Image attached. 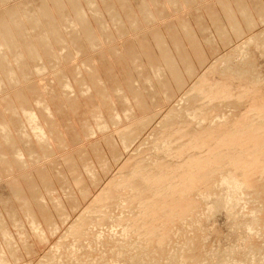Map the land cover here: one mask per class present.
<instances>
[{
  "label": "rangeland",
  "instance_id": "374dc122",
  "mask_svg": "<svg viewBox=\"0 0 264 264\" xmlns=\"http://www.w3.org/2000/svg\"><path fill=\"white\" fill-rule=\"evenodd\" d=\"M1 1V0H0ZM12 1V2H11ZM34 1V2H33ZM8 0L7 1V3H1L0 2V10H1V12H3L4 13V16H5V18L7 19V23L10 25H8L7 24V26H9V27H11V28H9L8 29V33H9V31H11V32H14L13 31V23H15V21L13 20V19H15L16 20V18L18 17H12L11 18V16H14L15 15V12L18 10L20 13L22 12V13H32L33 12V10H34V12L31 14V15H34L35 13H36V16L39 14V13H41V6L43 5V4H45L46 3V1H48L47 3L49 4V5H51V3H52V0ZM105 1H106V3H105ZM109 1H110V3H109ZM108 2H107V0H104V2H103V0H95V2L97 3V5L98 4H100V5H98L99 6V8H97L98 10V12L96 13V15L95 14H92V12L91 11H88V12H90L89 14H88V12H87V10H85V12H87V22L89 21V23L91 24V26H93L96 30H97V35H100V36H98V38H100L99 40H101V37H102V40L101 41H99V43L97 44L98 46H97V48H96V45H94L95 46V48L93 47V48H91L92 47V45L90 46V47H88L89 46V41L87 40V36H85V38H84V34H83V32L81 33L80 31L78 32L79 33V35L78 34H76V35H72L73 33L72 32H74V30L72 31V29L70 28V29H68V28H66V27H64V26H62V29L63 30H65L64 32H65V34H66V36L68 37V40H70L68 43H65V45H62V44H64V43H58L57 42V44L56 45H58L57 47H56V49L57 48H59L58 50H57V52H56V49H55V46H54V53H53V56L55 57V58H51L52 56H48V58H49V60H48V58H44V64H46V63H48V65H47V67H46V70H43V71H41L40 73H38L37 71V73L35 72V70L33 69V68H36L34 65H36L34 62H30L29 63V65L32 63V66H34L33 68H32V66L30 65V67L28 68L29 70H30V73L31 74H33L32 72L34 71V73L35 74H33V76L30 74V75H28L29 77L27 78V77H22V76H20V79H21V82H20V84L19 83H15V84H8V82H7V84H8V86H7V84L6 83H4V85H2L1 86V88H0V104H2L3 105V107H2V105H0V114H2V115H0V122H1V124L3 123L4 124V121L6 122V123H8V125H10L9 126V129L11 128V130H10V132L13 134V136H14V138H12V142L11 141H8V142H4L3 143V141L0 143V159H1V157L3 158L4 156H5V158L6 157H9V158H11L12 160L11 161H13V158H14V166H15V164L17 163L18 165H16L17 166V168L19 169H17L16 167L13 169V168H11V169H13V170H10V168L9 167H4L3 165H0V167H2V168H0V170L1 169H4V168H6V170L8 171V172H10V173H7V171L4 169V170H2L1 172H3L2 174L4 175V176H2L1 177V179H0V201L2 200V202H0V226H1V222L2 223H4V224H2L3 226H1L0 227V229L1 230H3L4 228H5V230H4V232H5V235L4 236H6L7 234L9 235L8 237H10L11 235V237L9 238V240H12V241H14L15 243H13V242H11L10 243V247H9V244H8V237L6 238V237H2L1 238V233H3V231L1 232V230H0V243H1V245L0 246H2V247H4L5 249H6V251H8L7 250V248L9 249V250H11L10 251V253H8L9 254V256H11V255H13V253H12V250L13 251H17L16 252V254H17V256H15L14 255V257H10V263L11 264H44V263H48V260L47 259H44L45 257H47V255L49 254V252H50V250L53 248V250H54V248L56 247L55 245H60V243L61 244H64L65 246H64V249L62 248V250H66L67 249V247H68V249H69V247L71 248V246H70V242H73L72 240L73 239H71L70 237L68 238V236H70V235H72L71 237H74L75 238V232H76V234L77 233H80V235L78 236V238H81L82 237V239H81V241H87L88 240V235H89V233H88V230L90 229V225L94 222V225L93 226H91V227H93V229L91 228V230H92V233H90V235H94L97 231L96 230H99L98 228H96V227H101L102 228V226H106V227H103L102 228V231L101 232H104V229H107V227L110 229V230H112L113 231V229L114 228H116L117 227V225H115L116 224V222H117V224H119L118 225V227L116 228V229H118V230H116V229H114V233H116V231H117V233H121V232H123V230H124V228L125 229H127L128 230V225L129 224H131V223H129L128 222V225L126 224L127 222L126 221H132V223L133 222H135L134 220H133V218L132 217H134L133 215H135V218L138 220H140V222H141V220L142 221H145L147 218H149L150 216L149 215H151L152 213H150L149 211H151L152 209V212L155 210V212H157L156 211V209L157 208H159V206L160 205H162V203L160 202V201H162L163 200V203L165 202H168V201H172L173 199H175V195H177V192H175V194H171V193H174V192H171L170 193V191H173L172 189L174 188V189H176L177 187L179 188L180 186H181V184H184L185 182L187 183V180H188V177H186V174L184 173V175H185V178H187V180H183V178L181 177V175H180V173L182 174V172H180L179 174H178V176L180 177H177L176 175H169V180L168 181H166L164 184H166L165 185V187L166 188H168L169 186L172 188V185L171 184H173L174 183V181H178V182H181V184L180 183H178V182H175V183H178V185H176V184H174L173 185V188L170 190L169 188H168V190L167 189H165L164 187H163V185L162 186H160L161 188H159V186H151L150 184H151V182H150V179H152L153 177H154V175L152 176L151 174L153 173L154 174V170H153V168L155 169V167H149V163H151L152 161H154V160H152V159H155V156H156V158H158V159H160L159 161H161L164 157V161H162L165 165H166V167L165 168H168V169H166V171H165V173L166 172H168V174L169 173H172L173 171H175V169H176V171H185V172H188L189 173V168L190 167H188L187 168V166H186V168L188 169H186V170H184L185 169V167H182L183 166V164H184V166H185V163L187 164V163H189V161L192 159L193 160V158L192 157H194V155L191 157L190 156V154H192V153H194V152H192V151H187L188 152V154H185V157H184V155H183V157H179V155L177 154V152H175L176 153V155H178L177 157H176V155H174L175 153L173 152V150L171 149L170 150V153L172 154V153H174L172 156L170 155V153H169V149L167 150V146L165 145V143H161V145L163 146V145H165L166 147H164L163 146V148L167 151V153L165 152V150L163 149V151L160 153H158V151H154V149H153V151L155 152H153L152 150V152L150 151V153H147L146 155H145V157L144 156H142L141 155V151H143L144 149H146V147L148 146H150V145H152L154 142L156 143V144H158V143H160V141L159 140H161L160 138H158V139H156V135L155 134H157L158 135V133L157 132H159V136L161 135V133H162V131H161V128L163 129V126H166L164 123L166 122H164V120H165V118H167L168 116H169V114L170 113H173V111H174V113H178V116H179V119H177V120H180L179 122L182 124L183 123V121H188V119H189V113H188V116H186L187 118H185V116L183 117V116H181L182 114H184V112L186 111V113L188 112V110L191 112V111H195V109L196 110H198V108H200L199 110H200V112L201 113H204L206 110H208V109H210L211 107H212V111L214 110V113H216L215 115H219L220 113L222 114H227V113H229V111H230V113L229 114H234V113H236L237 114V111H233V110H235L234 108H226V109H224L225 107H226V105H227V107L229 106V105H231V104H227V102H225L226 100L225 99H223V100H225L224 101V103H223V101H221L222 102V104H224V105H222V104H219V107H220V109H219V112L216 110V109H213V108H215V107H213L212 105V103H213V99H212V97L210 96L212 93H207V95H209V96H207V95H205V97H204V95H202V94H204V92H199V93H197L198 91H196V89H195V87H196V84H199V81H201L206 75H207V73H210L213 69H215L216 68V70L218 69V74H224V75H226L229 71L232 73V75L234 76V75H236V77L237 76H240V75H237V72H238V74H242V72H243V74L244 75H246L245 74V71H246V73L248 72V73H250V77H252L253 76V78H252V80L249 78H247V79H245L244 80V77H242L243 76V74H242V76H241V78H243L242 80H244V81H248V80H251L252 81V83H253V85H255L260 79H263V80H260L259 82H258V84H264V50H258V49H256V48H258V46L256 47L255 45H250V47L249 48H251V49H249L248 47V49H249V51H248V49H247V51L250 53V54H253V58H254V61H256L255 63L256 64H254V61H252V60H250V58H251V55H249V58H248V56L246 57L245 55H246V53L247 52H243V53H245V55L243 54V53H240L241 55L239 56V47L246 41V42H249L250 41V38H254V37H258V36H262L261 38H263L264 37V20H262V23H261V20H259L258 19V24H257V26H254L253 28H251V29H245V30H247L246 32H245V34L239 39L236 35H234L232 32H230L231 34V37H232V41H231V43H230V41L228 42V43H224V44H222V41L221 42H219V40H220V36H218L217 34V30H215L214 28H215V25H216V22H217V20H218V22H217V24H219V25H221V26H226L227 25V27H229L228 26V23L226 22L227 20H226V17H225V15H224V10L221 8V4H220V2H224V1H221V0H194V2H193V0H191V2H186L185 0H179L180 1V3L178 2L177 4L175 3H172L173 5H170V2H169V0H158V2L156 3V4H154V5H152V4H149V8H150V10L152 11V13L153 14H155L156 12H153V11H155L156 9V11H160L159 12V14L158 13H156L155 14V16H157V17H153V18H151L150 17V19H144V17L141 15V13H139L140 11H141V6L143 5V3L142 2H144V1H146V0H129V3L130 4H128V2H127V5L129 6H124V8L122 7H119V6H121V4H120V2H119V0H109ZM113 1V2H112ZM138 1V2H137ZM162 1V2H161ZM183 1H185V2H183ZM235 1L236 0H229V3H231L230 5L232 6V8H234L235 10H237L236 9V5H237V3H235ZM242 1H244V2H246L248 5H250L249 7H251V9H252V12L253 13H255L254 11L256 10V13H257V9L259 8V6H261L262 4V2L264 1V0H242ZM257 1V2H256ZM23 2H25V3H23ZM37 2V3H36ZM42 2V3H41ZM44 2V3H43ZM50 2V3H49ZM237 2V1H236ZM251 2V3H250ZM19 3V4H18ZM21 3H23L22 4V6L23 5H25L26 7H27V5H28V7L27 8H25V9H22L21 7ZM32 3V4H31ZM83 3V4H82ZM105 3V4H104ZM115 3V4H114ZM137 3V4H136ZM139 3H140V5H139ZM141 3H142V5H141ZM161 3V4H160ZM168 3V4H167ZM254 3V4H253ZM36 4V6L37 7H35L36 9H37V11H36V9H34L33 7H34V5ZM41 4V5H40ZM112 5V6H114V8L116 9L115 11H117L118 12V15L119 16H121V18H123L122 20H123V23H121L120 25L119 24H113V21L112 20H110L111 19V17H110V15H109V12H107L106 11V6L107 5ZM165 4V5H164ZM86 4L84 3V1L82 2V0H81V6H82V8L85 6ZM106 5V6H105ZM136 5V6H135ZM166 5H169V6H166ZM175 5V6H174ZM264 5V4H263ZM262 5V6H263ZM31 8H30V7ZM97 6V7H98ZM131 6V7H130ZM140 6V7H139ZM151 6V7H150ZM154 6V7H153ZM178 6V7H177ZM185 6V7H184ZM10 7V8H9ZM17 7V8H16ZM22 9H20V8ZM102 7V8H101ZM138 7H139V9H138ZM153 7V8H152ZM193 7V8H192ZM252 7H254V8H252ZM2 8V9H1ZM19 8V9H18ZM88 9L89 10V8H88V6L86 5L83 9ZM118 8V9H117ZM121 8V9H120ZM132 8V9H131ZM7 9H9V10H7ZM14 9H15V12H14ZM38 9H39V11L40 12H38ZM120 9V10H119ZM131 9V10H130ZM21 10V11H20ZM29 10H30V12H29ZM128 10L129 11H131V13H136V14H134V15H136L135 16V19L137 18V20H139V21H135V20H133V21H135V22H133V24H132V21H128V20H126V17L128 18V19H130L129 18V16H131L132 17V15L133 14H131L130 12H128ZM137 10V11H136ZM140 10V11H139ZM207 10V11H206ZM32 11V12H31ZM101 11V12H100ZM127 11V12H126ZM136 11V12H135ZM217 11V12H216ZM223 11V12H222ZM10 12H12L13 14L11 15V13ZM18 12V13H19ZM69 12H70V10H69ZM68 12V13H69ZM100 12V13H99ZM116 12V13H117ZM122 12V13H121ZM185 12V13H184ZM195 12V13H194ZM197 12V13H196ZM212 12V13H211ZM17 12H16V14H18ZM38 13V14H37ZM67 13V12H66ZM68 13H67V16H65V19L68 21L69 19H71L70 17H69V15H70V13H72V12H70L69 13V15H68ZM106 13H107V15H106ZM125 13H127V14H129V16H127V14H125ZM139 13V14H138ZM184 13V14H183ZM215 13V14H214ZM8 16H6V15ZM190 14V15H189ZM213 14H214V16H213ZM236 14L238 15L239 13H238V11H236ZM93 15V16H92ZM102 15V16H101ZM134 15H133V17L130 19V20H132V19H134ZM140 15V16H139ZM196 15V16H195ZM211 15V16H210ZM35 16V17H36ZM90 16V17H89ZM100 16V17H99ZM112 16V15H111ZM199 16H200V18H199ZM203 16V17H202ZM239 16H240V14H239ZM94 17L96 18V19H94ZM99 17V18H98ZM143 17V18H142ZM181 17V18H180ZM93 18V19H92ZM154 18L157 20H154ZM186 18V19H185ZM200 20H199V19ZM89 19V20H88ZM182 19H184V20H182ZM202 19V20H201ZM215 19V20H214ZM217 19V20H216ZM220 19V20H219ZM149 20V21H148ZM152 20V22H150ZM154 20V21H153ZM198 20V21H197ZM62 21V20H61ZM101 21V22H100ZM104 21V22H103ZM126 21V22H125ZM172 21V22H171ZM212 21V22H211ZM214 21V22H213ZM216 21V22H215ZM220 21H222V22H220ZM11 24H10V23ZM182 22V23H181ZM204 22H206V23H204ZM260 22V23H259ZM66 23H68V22H66ZM103 25L104 23V25H106V28L104 27V25L102 26L101 24ZM135 23V24H134ZM169 23V24H168ZM172 23V24H171ZM200 23V24H199ZM13 24V25H12ZM29 24V25H28ZM27 25L28 26H26V27H31V24H32V22H29ZM96 24V25H95ZM127 24V25H126ZM132 24V25H131ZM137 24V25H136ZM188 25V26H190L191 25V28H190V30L193 32L194 31V33L196 34V36H197V38L199 39V41H200V43H201V45H202V48H203V50H204V53H205V55H206V57H204V59H206V63L204 62V63H200L199 61H198V63H197V59H195V57L193 58V56H195V53H194V51H193V48H192V46L190 45V44H187L188 43V41H187V43H186V39H184V31H182V30H184L183 28H182V26L181 25ZM169 25V26H168ZM177 25H179V26H177ZM100 26V27H99ZM101 26H102V28H101ZM108 26H110V27H108ZM112 26H113V28H112ZM172 26V27H171ZM176 27V30H174L175 29V27ZM198 26V28H196ZM108 27V28H107ZM125 27V28H124ZM159 27V28H158ZM182 29H181V28ZM27 28V29H28ZM101 28V29H100ZM103 28H104V30H103ZM110 28H112V29H110ZM109 29V30H108ZM0 30H2V32H0L2 35H4V34H7V31L5 30V29H3V27H1V29ZM16 30H17V32H16ZM28 30H29V32H28ZM27 31L24 29V31H26L27 32V34L28 35H30V36H32L30 39H32V41L30 40V43H32L31 44V46L33 47L34 46V44L36 45V44H39V46H34L33 48H35V47H38V48H40L41 49V45H42V43H44L43 42V40H42V35H41V29L38 31V30H32V32L30 31V29H28ZM51 30V29H50ZM75 30H78V29H75ZM106 30V31H105ZM206 30H208L207 32H206ZM22 32V30L21 29H15V33H16V35L18 34H20V33H18V32ZM129 31V32H128ZM174 31H175V34H174ZM203 31V32H202ZM211 31V32H210ZM128 32V33H127ZM159 32H161L162 34L161 35H163V37H164V40L166 41L165 43H167L165 46H168L169 47V49L171 50V52L175 55V56H177L176 54H178V52H177V49H178V47H180V44H181V42L180 43H176V44H178V46L176 45V44H173V41H170L171 39H172V37H173V40L175 39V38H177V37H180L179 39L180 40H182V45L183 44H185L184 45V47H185V49H186V52L187 53H189V56H191L190 57V60L192 61V62H195V65H196V67H195V73H192V75H189L187 72V70H184V68L182 67L181 68V72L182 73H184L183 75H185V73H186V75L185 76H187L186 78H185V82L187 83V85H184L185 87L183 88V89H179L178 90V88L176 89L175 87H176V85L173 83V81H172V86H173V92H174V97H172V99L170 100V99H168V100H170V101H168V100H165L167 97L165 96V94H163L162 95V90H160L161 88L160 87H158L159 86V84H158V82H160V81H167L169 78H171V77H169L170 75H169V73H167V70L164 68V71L162 70L161 72H162V74L160 73V71L159 72H153L152 71V67L154 66V65H156L155 63H159V64H162V58H160V56L161 55H159V54H161L160 53V46H159V42L157 41V39H156V35H158V33ZM169 32V33H168ZM171 32H173V33H171ZM263 32V33H262ZM4 33V34H3ZM34 35H33V34ZM40 35H39V34ZM108 35H107V34ZM176 33H178V34H176ZM183 33V34H182ZM207 33V34H206ZM211 33V34H210ZM32 34V35H31ZM36 34V35H35ZM74 34H75V32H74ZM156 34V35H155ZM172 34H174V35H172ZM200 34V35H199ZM203 34V35H202ZM263 34V35H262ZM77 35H78V39H77ZM121 35V36H120ZM130 35V36H129ZM171 35V36H170ZM209 35V36H208ZM20 36V35H19ZM19 36H17L18 37V39H20L19 40V42H22L23 41V43H21L22 45L24 44V42L26 41V43L24 44V45H26L27 43H29V38L27 37L26 39L25 38H23V40L21 41V39H22V37H19ZM74 36H75V40H74ZM109 36V37H108ZM176 36V37H175ZM205 36V37H204ZM235 36V37H234ZM82 39H80V38ZM83 37V38H82ZM175 37V38H174ZM229 37V36H228ZM256 37V38H257ZM40 38V39H39ZM169 38V39H168ZM202 38V39H201ZM211 38H214V39H211ZM219 38V39H218ZM38 39V40H37ZM110 39V40H109ZM135 39V40H134ZM154 39V40H153ZM206 39V40H205ZM239 39V40H238ZM164 40H163V43H164ZM201 40H203V41H201ZM215 40V41H214ZM247 40H249V41H247ZM252 40V39H251ZM40 41V42H39ZM88 41V42H87ZM124 41V42H123ZM147 41V42H146ZM210 41H212V42H210ZM243 41V42H242ZM36 42H39V43H36ZM72 42V43H71ZM84 44H83V43ZM102 42V43H101ZM108 42V43H107ZM129 42V43H128ZM170 42V43H169ZM175 42V41H174ZM203 42V43H202ZM30 43L28 44L29 46H30ZM34 43V44H33ZM149 43V44H148ZM211 43L213 44V43H215V47L213 46V45H211ZM221 43V44H220ZM242 43V44H241ZM69 44H71V45H69ZM76 44H78V45H76ZM79 44H80V46H79ZM82 44V45H81ZM103 44V45H102ZM23 45V46H24ZM28 45H26V46H28ZM69 45V46H68ZM181 45V46H182ZM225 45V46H224ZM67 46V47H66ZM130 46V47H129ZM156 46V47H155ZM174 46V47H173ZM191 46V47H190ZM214 48H213V47ZM218 48H217V47ZM255 46V47H254ZM68 47L69 48H71V49H69L68 50ZM77 47V48H76ZM87 47V48H86ZM117 47V48H116ZM209 47V48H208ZM212 47V48H211ZM37 48V49H38ZM62 48H64V49H66V50H64V49H62ZM125 48V49H124ZM130 48V49H129ZM173 48V49H172ZM175 48V49H174ZM218 50H217V49ZM39 49V50H40ZM73 49V50H72ZM84 49V50H83ZM135 49V50H134ZM208 49V50H207ZM215 49L216 51H213V50ZM81 50H82V52H81ZM117 50H118V53H117ZM132 50V51H131ZM133 50H134V52H133ZM146 50V51H145ZM151 52H150V51ZM175 52H174V51ZM233 50V51H232ZM73 52V54L71 53L70 54V52ZM113 51H115V52H113ZM125 51V52H124ZM191 51H193V52H191ZM208 51V52H207ZM237 51H239V52H237ZM254 51V52H253ZM262 51H263V53H262ZM59 52V53H58ZM132 52L136 55H134L135 56V58H134V56L133 55H131L132 54ZM141 53V55H139L140 53ZM146 52H147V54H146ZM177 52V53H176ZM213 54H212V53ZM238 53V55H237V53ZM106 53V54H105ZM113 53V54H112ZM117 55H116V54ZM120 53V54H119ZM194 53V55L192 56V54ZM236 53V54H235ZM57 54V55H56ZM151 54V55H150ZM233 54V55H232ZM245 56V58L247 59H245V60H240L241 58L243 59V55ZM101 55V56H100ZM106 55V56H105ZM120 55V56H119ZM125 55V56H124ZM147 55H149V57L147 56ZM156 55V56H155ZM230 57V61H228V63L227 64H229V65H226V67H225V63L224 64H222L223 63V61H225L226 59H228L229 57ZM140 56V57H139ZM212 56V57H211ZM63 57V58H62ZM103 57V58H102ZM123 57V58H122ZM125 57V58H124ZM127 57H130V58H127ZM154 57H155V59H154ZM224 57V58H223ZM227 57V58H226ZM241 57V58H240ZM51 58V59H50ZM106 58V59H105ZM197 58V57H196ZM226 58V59H225ZM232 58V59H231ZM256 58V59H255ZM127 61H126V60ZM134 59V60H133ZM153 59V60H152ZM225 59V60H224ZM237 59V60H236ZM58 60H60V63H59V61ZM70 60V61H69ZM87 60V61H86ZM104 60V61H103ZM110 60V61H109ZM143 60V61H142ZM155 60V61H154ZM221 60V61H220ZM233 60H235V61H233ZM250 61L251 62V64L248 62L247 63V61ZM54 61H56V62H54ZM94 61H96V62H94ZM129 61V62H128ZM158 61V62H157ZM246 63H245V62ZM51 62V63H50ZM88 62V63H87ZM119 62V63H118ZM121 62V63H120ZM131 62V63H130ZM137 62V63H136ZM154 62V63H153ZM218 62H220V63H218ZM33 63H34V65H33ZM39 63V62H38ZM91 64V65H93L94 67V69H95V71L96 70H98L99 72H101L100 74H97V71L94 73V75H97V76H95V77H98V75H102L103 73V75H102V84H104V81L106 80V84L107 85H105V86H107L108 88H109V91H110V89H113V90H115V89H117V90H115V91H117L116 93L117 94H114L113 95V90H111L112 91V95H113V97L115 96V98H114V104H110L109 105V102L108 103H105L104 102V104H103V100H101V101H98V100H100V99H95V95H96V93L95 94H93L94 92H96L95 91V88H93V87H91V89L93 90V91H91V90H89V91H91V92H89L88 91V93L87 92H85V93H87V94H85V93H81L80 92V90H79V87H80V81H83V80H85V81H83V82H87V83H89V82H91V80H90V78L92 79H94L95 77H94V75L92 74V72L94 71V69L92 68L91 69V71H90V69H87L86 67H84V64H85V66H86V64L88 65V64ZM93 63H98L99 65H100V67H99V65H98V67H97V65H94ZM102 63V64H101ZM104 63V64H103ZM115 63V64H114ZM127 63V64H126ZM135 63V64H134ZM236 63V64H235ZM245 63V64H244ZM254 65H253V64ZM51 64V65H50ZM112 64V65H111ZM125 64V66H123ZM218 64V65H217ZM247 64V65H246ZM248 64H249V66H248ZM28 65V66H29ZM41 65H43V62L41 61ZM90 65V66H91ZM105 65H106V67H105ZM109 65V66H108ZM246 65V66H245ZM253 65V66H252ZM62 66V67H61ZM79 66V67H78ZM136 66V67H135ZM228 66V67H227ZM240 66V67H239ZM244 66V67H243ZM252 66V67H251ZM78 67V68H77ZM101 67L103 68L102 70H101ZM115 67V68H114ZM138 67V68H137ZM152 69H151V68ZM237 67V68H236ZM81 70H80V69ZM123 68V69H122ZM213 68V69H212ZM239 68L241 69V70H243L242 72L239 70ZM33 71H32V70ZM88 71H87V70ZM105 69H108L107 71H105ZM130 69V70H129ZM134 69V70H133ZM183 69V70H182ZM201 69V70H200ZM229 71H228V70ZM234 69V70H233ZM248 69V70H247ZM253 69H255V72L253 71ZM101 70V71H100ZM117 70V71H116ZM123 70V71H122ZM139 70V71H138ZM154 70V69H153ZM210 70V71H209ZM222 70V71H221ZM227 72H226V71ZM250 70V71H249ZM75 71V72H74ZM80 71H82V73L80 72ZM102 71H104V72H102ZM113 72V74H110L111 72ZM147 71V72H146ZM184 71V72H183ZM186 71V72H185ZM257 71V72H256ZM75 74H74V73ZM78 72H80V74L78 73ZM98 72V73H99ZM106 72V73H105ZM220 72V73H219ZM230 72L227 74V75H229L230 74ZM55 73V74H54ZM90 73V74H89ZM145 73V74H144ZM160 73V74H159ZM189 73H191V72H189ZM234 73V74H233ZM19 75H21L20 73H18ZM57 74V75H56ZM61 74V75H60ZM62 74H64V75H62ZM74 74V75H73ZM110 74V75H109ZM139 74V75H138ZM217 74V75H218ZM252 74V75H251ZM80 75V77H78ZM91 75V76H90ZM154 75H155V77H154ZM157 75V76H156ZM220 75V76H221ZM226 75V76H227ZM65 76H66V78H68L69 80H70V82H72V88L74 89V91L72 90V88H69V89H64V91H63V89H61V82L64 80V78H65ZM93 76V77H92ZM150 77V79H151V81L152 82H154L153 84L152 83H148V82H150V79H148L147 80V78L146 77ZM161 77V78H157V77ZM184 76V77H185ZM223 76V75H222ZM225 76V77H226ZM246 76H248V75H246ZM248 76V77H249ZM257 76V79L255 78ZM33 77V78H32ZM61 77H64V78H62V80H61ZM82 77V78H81ZM114 77V78H113ZM126 77H128V78H126ZM153 77V78H152ZM166 77V78H165ZM224 77V76H223ZM224 77V78H225ZM236 77H234V78H236ZM130 78V79H129ZM238 78V79H237ZM236 79H237V81L238 82H240V80H239V78L240 77H237ZM53 79V80H52ZM92 79V80H93ZM128 79V80H127ZM255 79V80H254ZM56 80V81H55ZM74 80H76V81H74ZM88 80V81H87ZM123 80V81H122ZM127 80V81H126ZM148 82H147V81ZM242 80H241V82H242ZM78 81L80 82V83H78ZM131 81H133V82H131ZM145 81L147 82V83H145ZM243 81V82H244ZM251 81H249L250 82V84L252 85V83H251ZM257 81V82H256ZM249 82H248V84L247 85H249ZM74 83V84H73ZM78 83V84H77ZM131 83V84H130ZM83 84V83H82ZM139 84V85H138ZM19 85V86H18ZM38 85V86H37ZM78 85H79V87H78ZM90 85H91V83H90ZM115 85V86H114ZM138 86V89H140L139 90V94L141 95L142 93H143V96H144V100L145 101H147L145 104H144V100H143V98H138L139 97V94H136L138 91V89H134V88H137V86ZM141 85V86H140ZM152 85L155 87H152ZM157 85V86H156ZM195 87H194V86ZM240 85V84H239ZM246 85V84H245ZM247 85L245 86V88H244V85L243 84H241V86L240 87H242L243 89H244V91L246 90V92H248V94H250L249 93V91H251V90H253L254 89V87L252 88H250L249 86H248V88H247ZM5 86V87H4ZM12 86V87H11ZM33 86V87H32ZM74 86V87H73ZM121 86V87H120ZM128 86V87H127ZM130 86H132V88L130 87ZM134 86V87H133ZM262 86V85H261ZM142 87V88H141ZM145 87V88H144ZM152 87V88H151ZM76 88H78V89H76ZM121 89L120 91H119V89ZM153 88H154V92H153ZM251 90H250V89ZM256 88V87H255ZM21 89H22V91H24V93H22V91H21ZM40 89V90H39ZM60 89V90H59ZM132 90V93H131V90ZM151 89V90H150ZM190 89H192L193 90V92L194 93H192V95L193 94H195L194 96H192V95H190V93H189V91H192V90H190ZM249 89V90H248ZM50 90H52V91H50ZM59 90V91H58ZM67 90H70V92H72V94L69 92V94H68V96L70 95L71 97H68L66 94L68 93L67 92ZM125 90V91H124ZM134 90L135 91H137L136 93H133L134 92ZM147 92H146V91ZM17 91H20L21 93L20 94H23V95H20ZM79 91V92H78ZM152 91V92H151ZM161 91V92H160ZM196 91V92H195ZM26 92V93H25ZM43 92L46 94H43ZM63 92V93H62ZM67 92V93H66ZM122 92V93H121ZM131 94H130V93ZM142 92V93H141ZM149 92V93H148ZM156 92H157V95H156ZM185 92H187V93H185ZM64 93H66V94H64ZM74 93V94H73ZM79 93H80V95H79ZM115 93V92H114ZM125 93V94H124ZM145 93V94H144ZM159 93V94H158ZM16 94V95H15ZM57 94H58V96H57ZM62 94V95H61ZM76 94V95H75ZM84 96H82V95ZM121 94V95H120ZM188 94H189V96H188ZM200 94V95H199ZM8 95V96H7ZM41 95H44L45 96V98H44V96L42 97L43 98V100L45 101V100H47L48 99V101H47V103H49L50 104V107H53L52 109H53V111H54V113L56 114V116L54 115V118L52 117V119H50L51 120V122H50V120H49V129H48V127H47V130H52V131H54V129H55V131L56 132H61V131H63L64 130V134H65V136L67 135V143L65 144V146H64V144H62V148H61V146H58V149L56 150V147H57V145H55V148L53 149L54 151H57V152H54V151H52V154H54L55 153V155H50V157L48 156V157H41L40 159H38L37 158V160L35 159V161L33 160V162H32V160L31 159H29V161L32 163H28V165L27 166H23V165H21V167H20V165H19V163L16 161V156H17V154H18V156L22 153V151H23V149H25V148H28V146L30 147V144L28 143L29 142V138L26 136V133H27V131H30V130H28L27 129V131H26V129H25V127L27 126H25V124H27L28 123V120H27V118H26V116L25 115H23V114H21V117H20V115H18L17 114V109L18 110H21V109H23L24 107H26V106H28L29 107V105H31V107H33L32 109H34V111H35V109H37L38 111H39V113H38V111L36 110L35 111V113L37 114V116H38V118L40 117V119H41V121H43V123H44V120H42V119H44V111L43 112H40V111H42V109H43V106L41 107V106H39L38 105V100L39 99H41L40 97H41ZM64 95H66L67 97H68V99H69V101H68V99L66 100V99H64ZM136 97V96H138V97H136V99H134V96ZM147 95V96H146ZM154 95V96H153ZM184 95V97H182ZM10 96V97H9ZM28 96V97H27ZM40 96V97H39ZM81 96V97H80ZM123 96V98L125 99V97L127 98V101H123L122 99L123 98H116V97H122ZM125 96V97H124ZM142 96V95H141ZM140 96V97H141ZM142 96V97H143ZM154 97V99H153V97ZM157 96V97H156ZM192 96V97H191ZM206 96H207V98H206ZM9 99H8V98ZM19 98V100L17 99V98ZM23 97V98H22ZM49 97V98H48ZM61 97V98H60ZM77 97V98H76ZM90 97V98H89ZM133 97V98H132ZM159 97V98H158ZM194 97V98H193ZM196 97H199V98H197L196 99ZM201 97V98H200ZM209 97V98H208ZM53 98V99H52ZM75 98H76V100L78 101H76L75 100ZM92 98V99H91ZM97 98V97H96ZM137 98H138V100L140 101L141 99H142V102H140V103H138V104H135V103H137L138 102V100H137ZM147 98H149V99H147ZM151 98L153 99V101L151 100ZM181 98L183 99V103H182V100H181ZM186 98V99H185ZM12 99V100H11ZM60 99V100H59ZM81 101H80V100ZM95 99V100H94ZM118 99H120V100H122V101H119ZM134 99V100H133ZM157 100V101H154V100ZM190 99H195V100H197V101H201V102H199L201 105L203 104L205 107L207 106V108H206V110H205V107H203V105L201 106L199 103H197V102H194V100H190ZM202 99H204L203 101H202ZM206 99V100H205ZM11 100V101H10ZM32 100V101H31ZM62 100H64V101H62ZM73 100H75V101H73ZM129 100V101H128ZM135 100H137L136 102H135ZM160 100V101H159ZM181 100V101H180ZM185 100V101H184ZM189 100H190V102H189ZM56 101V102H55ZM62 101V102H61ZM68 101V102H67ZM71 101V102H70ZM89 101V102H88ZM96 101H98L97 103H99L98 105L99 106H96L97 105V103H96ZM134 101V102H133ZM168 101V102H167ZM188 101V102H187ZM193 101V102H192ZM205 101V102H204ZM208 101H211V102H209V103H207ZM12 102V103H11ZM75 102V103H74ZM82 102L84 103V104H82ZM101 102H102V104H101ZM117 102V103H116ZM119 102V103H118ZM123 102H125V104L123 103ZM129 102H131V103H129ZM162 102H163V104H162ZM184 102H186V103H184ZM9 103V104H8ZM19 103V104H18ZM23 103V104H22ZM60 103V104H59ZM65 103V104H64ZM73 103V104H72ZM80 103V104H79ZM110 103H113V102H110ZM126 103H128L129 104V106H132V108H131V110H133L134 111V113H133V111H132V114L134 115H132L131 116V119H130V121L127 119L128 118V116L126 117L125 115V117H126V119H125V117H124V120H126L125 121V123L123 122L124 120H122V121H120V123H119V125L121 124V122L122 123H124L123 125H122V128L123 127H128V129H130V125H131V128H133V130H135L134 131V133H136V126H137V123L138 124H140L141 122H143V121H146V120H148L149 122H148V125L147 126H145V128H143L142 130H138V133H136V135H135V137H136V140L134 141V139H135V137L133 138V135H131V140H132V145H131V143H130V145L131 146H129V149H126L124 146V148L122 147V144H121V142H119L120 141V138L118 137H116V136H118L117 134H116V132H117V130H118V132H120V131H125V130H128V129H126V128H124L123 130H122V128H120L121 126H110V128H108L109 126H103L102 127V129L100 128V127H94V128H97V129H95V132L96 133H94V132H89L90 134L88 135V134H86L85 136H83V132H84V134H85V132H87L88 130L87 129H89L90 127H89V125L88 126H85V125H87L86 123L87 122H93L92 120V117H93V114L92 113H94V112H96V110H95V108L97 109V112L98 111H100L101 113L103 112V114L102 115H104L105 117H106V115L108 114V113H112V112H110V111H113V110H116V109H118L120 112H123V108H126L127 109V105H126ZM144 104L147 108H145V106H144V109H141V108H143V105H141V104ZM155 103V104H154ZM160 103V104H159ZM178 103H179V105H181V106H179L178 105ZM188 103V105H186ZM193 103H196V104H199V106H201V107H199V106H196L195 107V104L194 105H192L191 106V104ZM206 105H205V104ZM226 103V104H225ZM64 104V105H63ZM72 104V106H74L75 107V105H77L76 106V109H78V110H76V109H74V107H71L70 105ZM75 104V105H74ZM91 106H90V105ZM110 106V108H109V106ZM119 104V105H118ZM131 104V105H130ZM148 106H147V105ZM185 104V105H184ZM189 104H190V106H189ZM20 105V106H19ZM22 105V106H21ZM111 105H114V106H117V108L116 109H113V106L111 107ZM125 105V106H124ZM138 105H139V107H138ZM156 105H157V107H156ZM208 105L210 106V107H208ZM62 106H64V107H62ZM68 106V107H67ZM88 106V107H87ZM108 108H107V107ZM128 106V107H129ZM141 106V107H140ZM221 106H225L224 108L222 107L221 108ZM250 106V104H247V107L246 108H243V109H241L240 111H238V113L241 115L243 112L242 111H244L245 113H249V111L251 112L252 110H250L251 108V106ZM5 107V108H4ZM8 107H10L11 109H9ZM13 107V108H12ZM21 107V108H20ZM71 107V108H70ZM81 109H80V108ZM99 107V108H98ZM119 107V108H118ZM181 107V108H180ZM184 107V108H183ZM188 109H187V108ZM192 107V108H191ZM195 107V108H194ZM203 107V108H202ZM57 108V109H56ZM62 108V109H61ZM102 110H101V109ZM115 108V107H114ZM137 108V109H136ZM185 108L187 109V110H185ZM194 108V109H193ZM16 109V110H15ZM63 109L65 110V111H63ZM71 109V110H70ZM94 109V110H93ZM109 111H108V110ZM111 109H113V110H111ZM135 109V110H134ZM140 109V110H139ZM192 109V110H191ZM224 109V110H223ZM245 109H247V111H245ZM252 109H254L253 107H252ZM13 110V111H12ZM44 110V109H43ZM61 110V111H60ZM68 112H67V111ZM76 110V111H75ZM92 110V111H91ZM117 110V111H118ZM146 110V111H145ZM148 110V111H147ZM216 110V111H215ZM229 110V111H228ZM73 113H72V112ZM75 111V112H74ZM78 111V112H77ZM94 111V112H93ZM105 111V112H104ZM179 111V112H178ZM204 111V112H203ZM208 111H211V110H208ZM211 111V112H212ZM222 111V112H221ZM224 111H226V112H224ZM228 111V112H227ZM232 111V112H231ZM69 112H70V114H69ZM210 112V113H211ZM15 113V114H14ZM46 113V112H45ZM66 113V114H65ZM74 113H76V114H74ZM105 113V114H104ZM113 113H115L114 111H113ZM124 113V112H123ZM123 113H120V114H123ZM184 114V115H187V114ZM214 113H212L213 114V116H215L214 115ZM252 113H253V111H252ZM254 113H255V111H254ZM18 115V117H17V115ZM43 114V115H42ZM68 114V115H67ZM90 114V115H89ZM137 114V115H136ZM229 114H227V116H229ZM238 114V115H239ZM250 114V113H249ZM9 115V116H8ZM16 116V117H14L13 118V116ZM41 115V116H40ZM111 115V114H110ZM254 115H257V113H255ZM23 116H24V118H23ZM78 116V117H77ZM83 116V117H82ZM85 116V117H84ZM89 116H90V119H89ZM92 116V117H91ZM107 116H109V115H107ZM149 116H151L150 118H149ZM231 116V115H230ZM82 117V118H81ZM154 117V118H153ZM255 117V116H254ZM12 118V119H11ZM16 118V119H15ZM18 118H22V119H19L18 120ZM60 119V120H58V119ZM135 119V120H133V119ZM143 118V119H142ZM147 118V119H146ZM169 118V117H168ZM215 118L217 119V117L215 116ZM9 119V122H11V124L7 121ZM40 119H39V121H40ZM56 119V120H55ZM88 119V120H87ZM106 120L108 119V117L107 118H105ZM152 119V120H151ZM182 119H183V121H182ZM255 119V118H254ZM10 120H12V121H10ZM15 120H17L16 122H15ZM27 121V123H26V121ZM63 120V121H62ZM70 120V121H69ZM84 122H83V121ZM141 120V121H140ZM167 120V119H166ZM176 120V121H177ZM235 120H236V118H235ZM18 121H19V123H21V125H24L23 126V128H22V126L18 123ZM54 121V122H53ZM55 121L57 122H60L59 123V125H60V127H61V129L59 128V127H57L56 125H54V127L53 126H51V125H53V124H55ZM164 123H163V122ZM13 122H15V123H13ZM23 122V123H22ZM53 122V123H52ZM67 122H69L68 124H67ZM75 122V123H74ZM82 122H83V126H82ZM136 122V123H135ZM5 123V124H6ZM73 123V124H72ZM88 123V124H89ZM94 123H95V121H94ZM134 123V124H133ZM2 124V125H3ZM15 124H17V125H19V126H21L20 127V129L19 130H21V128L23 129L22 131H24V133L22 132V131H20V132H18V133H15L17 130H14L16 127H15ZM80 124V125H79ZM90 124H93V123H90ZM159 124H162V125H159ZM1 125V126H2ZM71 126V127H69V126ZM76 125H77V127H76ZM78 125H79V127H78ZM132 125H133V127H132ZM135 125V126H134ZM91 126V125H90ZM162 126V127H161ZM167 126H168V124H167ZM12 127H14V128H12ZM84 127H88L87 129H85ZM105 127H107V128H105ZM118 127V128H117ZM158 127H161V128H158ZM182 127V126H181ZM27 128H29V123H28V127ZM57 128V129H56ZM80 128H82V129H80ZM115 128H116V130H115ZM183 128V127H182ZM101 129V130H100ZM104 129V130H103ZM72 130V131H71ZM83 131L82 133H81V131ZM86 130V131H85ZM98 132H97V131ZM15 131V132H14ZM25 131H26V133H25ZM48 131V132H49ZM109 131V132H108ZM14 132V133H13ZM21 132L23 133V134H25V136L22 134V137H24V138H28L27 140L26 139H24V138H18L17 139V136H15V134H18V135H20L21 134ZM32 132V131H31ZM56 132H54L55 134H57V136L60 134L61 135V133H56ZM78 132V133H77ZM117 132V133H118ZM142 132V133H141ZM73 133V134H72ZM88 133V132H87ZM114 133V134H113ZM141 133V134H140ZM185 133H187L188 135H190L188 132H185ZM49 134V133H48ZM79 135V138L80 137H84L83 139H82V141L78 138V140H77V136ZM187 134H185V135H187ZM50 135V134H49ZM71 135V136H70ZM88 135V136H87ZM112 135V137H110ZM116 135V136H115ZM153 135V136H152ZM33 136V138H34V135H32ZM147 136V137H146ZM19 137V136H18ZM71 137V138H70ZM150 137V138H149ZM153 137V138H152ZM107 138V139H106ZM112 138V139H111ZM16 139V140H15ZM20 139V140H19ZM23 139L24 140H26L25 142H27L26 144H27V147H23V144H22V146H21V144L20 143H22V141H23ZM109 139V140H108ZM110 139H111V141L113 140V139H115V140H113V142L115 141L116 142V146H113V142H111L110 141ZM152 139V140H151ZM153 139H156V140H154L153 141ZM31 140H32V138H31ZM30 140V142H32ZM119 140V141H118ZM13 141H17V143L16 142H14L13 143ZM19 141H21V142H19ZM35 141V140H34ZM34 141H33V143H34ZM76 141V142H75ZM108 141H109V143H108ZM152 141V142H151ZM157 141V142H156ZM164 141H166V139L164 140ZM24 142V141H23ZM71 142V143H70ZM112 143V145H111V147H110V145L109 144H111ZM141 142V143H140ZM162 142H163V139H162ZM98 143H99V146H98ZM154 143V145H156ZM6 144V145H5ZM13 144H15V145H13ZM18 146H17V145ZM26 144L24 143V145L26 146ZM107 146H106V145ZM140 144V145H139ZM147 144V145H146ZM150 144V145H149ZM69 145V146H68ZM70 145H71V147H70ZM95 145L96 146H98L97 147V149H98V151L99 152H101V154H99L98 152H95L96 151V147H95ZM114 145H115V143H114ZM158 145H160V144H158ZM185 145H186V143H185ZM16 146H17V149H15L16 148ZM20 146V147H19ZM94 146V147H93ZM118 146V148H116L115 150H112V152H111V148L113 147H117ZM184 145H182V147H183ZM14 147V148H13ZM23 148V149H19V148ZM61 148V150H60V148ZM108 147V148H107ZM147 147V148H148ZM185 147V146H184ZM11 148V149H10ZM95 148V149H94ZM150 149H151V146L149 147ZM2 149V150H1ZM4 149V150H3ZM15 149V150H14ZM65 149V150H64ZM78 149V150H77ZM110 149V150H109ZM14 150V151H13ZM19 151V153L17 152V151ZM70 150V151H69ZM117 150H119V151H117ZM221 150H222V152H221ZM220 150V152L221 153H224L226 150L227 151H229L228 149H221ZM87 152L88 154H86L85 156H82V154L84 155V153L85 152ZM93 151V152H92ZM114 151V152H113ZM117 151V153H119L120 151V154H118V157H116L115 155L116 154H114L115 152ZM138 151V152H137ZM205 151H207V150H205ZM226 151V152H227ZM231 151V152H230ZM229 152H228V154L229 153H232L233 151L232 150H230ZM236 151H238L237 149H236ZM12 152H15V154L13 155V153H12V156H11V153ZM21 152V153H20ZM54 152V153H53ZM74 152V153H73ZM80 152L82 153L81 154V156H80ZM134 152V153H133ZM197 152V154L199 153H201V157L203 156V155H210V154H208V152L207 153H205L204 151H200V152H198V151H196ZM217 151H215V152H212V154H215ZM225 152V153H226ZM235 152V151H234ZM5 153H7V154H5ZM17 153V154H16ZM97 153V154H96ZM104 153V154H103ZM122 153V154H121ZM135 153H137V155L138 156H140V157H144V159L146 160L147 158L148 159H151V162H150V160H144L145 161V163L147 162V161H149V163L147 164H145L144 166H142V163H140L141 161L140 160H138V161H140V162H138L137 160H134V161H136V162H133V163H138V164H141L140 166H138L139 168H141V169H139L138 167V169L136 168V166L138 165V164H134V165H132L133 163H132V161H131V159H133L132 157H134L135 159H141V160H143L142 158H140V157H136V156H133ZM205 153V154H204ZM3 154H5V155H3ZM74 156V158H75V161L74 162H76V164L74 165L75 166V172L73 173V171L71 172L69 169H68V165H70V164H68L69 162H67L66 161V159L67 158H69L70 156H72V155ZM155 154V155H154ZM169 154V155H168ZM195 155H196V153H194ZM2 155V156H1ZM69 155V156H68ZM78 157H77V156ZM97 157H96V156ZM104 155V156H103ZM113 155H114V157H116V160H115V158L113 159ZM119 155H120V157H119ZM167 155H168V157H167ZM17 156V157H18ZM98 156H101V157H99L98 158ZM102 156H103V158H102ZM130 156V157H129ZM158 156V157H157ZM163 156V157H162ZM196 156H199V155H196ZM213 157L212 158H210V162H211V166H213L214 167V162L216 161V159L214 160L213 158H215V157H217V155L216 156H214V155H212ZM176 157V158H175ZM191 157V159L188 161H183L185 158L187 159V158H190ZM78 158H80L81 159V161H80V159H78ZM85 158V159H84ZM103 160H101V159ZM108 160H107V159ZM129 158V159H128ZM176 159V160H174V159ZM179 158H183V159H179ZM27 159H28V157H27ZM78 159V160H77ZM86 159L89 161V162H91L90 164H92V167L94 168V169H96L97 170V172H98V174H99V177L101 178H97V180H99L97 183H96V181L94 180L93 182L94 183H92L91 182V180L89 179L90 177H91V179H96V171H93L92 169L93 168H91V170H90V172H89V163L86 165V163L88 162V161H86ZM89 159H91V160H89ZM167 160V162H166V160ZM173 159V160H172ZM179 159V160H178ZM202 159H204V161L207 159V157H205V158H202ZM213 161H212V160ZM44 160V161H43ZM65 160V161H64ZM84 160V161H83ZM100 160V161H99ZM129 160V161H128ZM156 160V159H155ZM15 161H16V163H15ZM37 161V162H36ZM63 161V162H62ZM86 161V163H84ZM109 161V162H108ZM131 161V163H130V166H132L130 169H131V173H130V169H128L127 167L129 166V162ZM207 161H209V160H207ZM59 162V163H58ZM83 162V163H82ZM102 162V163H101ZM105 162V163H104ZM175 162L177 163V164H175ZM183 162V163H182ZM191 162H194V160L193 161H191ZM209 162V163H210ZM213 162V163H212ZM104 163V164H103ZM107 163V164H106ZM110 163V164H109ZM171 163V164H170ZM175 165H174V164ZM178 163H181L180 164V166H181V168H179L178 169V167H180V166H178ZM30 164V165H29ZM64 164V165H63ZM83 164L84 165H86V167H88L87 169V171L89 172V173H91V175L93 174H95V176L93 177V175L92 176H89V177H87V175H90L89 173H87V172H85V169L83 168L84 166H83ZM106 165L105 167H107V165L109 166L108 168H106V169H104L102 166L103 165ZM127 164H128V166H127ZM167 164H168V166L170 165V167H173V166H175L176 168L173 170L172 168L171 169H169V167L167 166ZM102 165V166H101ZM124 165V166H123ZM150 165H152V163L150 164ZM154 165V164H153ZM172 165V166H171ZM189 165H191V164H189ZM188 165V166H189ZM195 165V164H194ZM197 165V164H196ZM41 168H43V169H41V170H43L42 172L39 170L40 169V167ZM55 166V167H54ZM78 166V167H77ZM81 166H83L82 168H81ZM91 166V165H90ZM146 166H147V168L149 167V169H147L146 168ZM193 166V165H192ZM67 167V168H66ZM70 167V166H69ZM76 167H77V169H76ZM134 167V168H133ZM194 167V166H193ZM197 167H198V165H197ZM196 166L194 167V170H191V172H194L195 170H196V168H197ZM66 168V169H65ZM110 168V169H109ZM125 168V169H124ZM147 169V171H145L144 169ZM151 168V169H150ZM174 168V167H173ZM182 168H184L183 170H182ZM192 168V167H191ZM10 171H9V170ZM16 169V170H15ZM57 169V170H56ZM84 171H83V170ZM102 169H104V170H106V172L108 171V169H109V172H103L104 170H102ZM124 169V170H123ZM137 169V170H136ZM193 169V168H192ZM200 169H201V167L198 169L197 168V172L196 173H198V171H200ZM53 170V171H52ZM78 170V171H77ZM101 172H100V171ZM133 170H136V172H132ZM139 170H140V172H142V171H145V172H148V171H150V172H148V174L147 173H144V175L142 176H140V175H138L137 177H139V179H143V183L145 182H148L147 180L149 179V182L150 183H148V185H150V188L151 187H153V188H151V189H157L158 191H154V197L155 198H158L159 197V199H155V198H153V199H149V200H151L150 202L148 201V199H146L145 198V200H147V201H144V205L145 206H147V205H150V207L152 206V208H151V210H150V208L147 210V209H145V207H144V205L142 204L143 203V201H142V198H138L139 200H138V204L140 205V206H142V208L143 209H145L146 211H144V210H141V207L139 206V209L140 210H138L137 211V209H135L136 211H137V213H135V211L132 209V206H130L128 203L130 202L131 203V200L128 202V203H125L124 205H125V208H124V205H123V209H125V212H126V210H127V212H128V214L130 215H132L131 216V218L129 217V215H121V217H123L122 219H120V221H123V223H124V225L126 224V226H124V228H119V227H121V226H123V223L121 222H119L118 223V221H119V218L117 217L118 215H119V212H120V209L122 208L121 207V204L118 206V205H115L116 207L118 206V207H121V208H119L118 209V207L116 208L117 209V211L116 212H114L116 209H114V211L112 210V212L113 213H111V207H114V202L111 200V199H118V197L120 196V195H122V194H125L127 191H129V190H131V188L129 189V188H125L124 187V189L125 190H127V191H124V190H119V187L121 186V189H122V186H124L123 184H122V182L124 183V179H122V178H125V180H126V177L127 178H129V177H133V175L131 176V174H133V173H137V172H139ZM152 170V171H151ZM156 170V169H155ZM167 170H173L172 172L170 171H167ZM51 171H52V173H51ZM62 173H61V172ZM68 171V172H67ZM91 171H93V172H95V173H93V172H91ZM12 172H14V173H12ZM40 172V173H39ZM55 172V173H54ZM59 172V173H58ZM84 172H85V174H84ZM120 172V173H119ZM155 172H157V171H155ZM6 173V174H5ZM27 173V174H26ZM43 173V174H42ZM58 173V174H57ZM81 173V174H80ZM87 173V174H86ZM130 173V174H129ZM175 173V172H174ZM8 174V175H7ZM30 174V175H29ZM49 174V175H48ZM57 174V175H56ZM60 174V175H59ZM64 174H66V175H64ZM77 174V175H76ZM97 174V175H98ZM159 174H160V172H159ZM167 174V173H166ZM176 174H177V172H176ZM25 175V176H24ZM63 175V176H62ZM80 175L82 176L83 175V178L82 177H80ZM119 175V176H118ZM123 175V176H122ZM130 175V176H129ZM148 175V176H147ZM183 175V174H182ZM183 175V176H184ZM188 175V174H187ZM32 177V179L30 178H28L27 179V177ZM44 176V177H43ZM47 176H49V177H47ZM66 176V177H65ZM79 177L80 178V180H82V179H84V181L87 183V187L89 188H87L88 189V195L85 197L83 194V196H81V192H80V188H78V185H77V183H76V181H75V178L76 177ZM115 176H117V177H119L118 179L117 178H115V179H117L119 182H120V184H122V185H120L119 187L117 186V185H119V184H117L118 183V181L116 180V183L114 182V181H112V179H114V177ZM126 176V177H125ZM129 176V177H128ZM151 178H150V177ZM161 175H158V177H160ZM175 176L178 178V180H175ZM43 177V178H42ZM145 177V178H144ZM147 177V178H146ZM149 177V178H148ZM171 177V178H170ZM174 177V178H173ZM7 178V179H6ZM47 178V179H46ZM79 178H78V180H79ZM88 178V179H87ZM176 178V179H177ZM182 178V179H181ZM184 178V179H185ZM34 179V180H33ZM43 179V180H42ZM137 179V178H136ZM144 179H146L145 181H144ZM171 179L173 180L174 179V181H172L171 182ZM181 179V180H180ZM23 180V181H22ZM29 180H31V181H29ZM56 180V181H55ZM65 180V181H64ZM77 180V179H76ZM79 180V181H80ZM88 180H89V182H88ZM121 180H123V181H121ZM140 180V181H141ZM16 181H17V183H16ZM29 181V182H28ZM42 181V182H41ZM48 181V182H47ZM58 181V182H57ZM138 181V182H137ZM140 181L137 179L136 181L134 180V182L136 183H139V184H141V185H143L142 184V181H141V183H140ZM182 181H185V182H182ZM18 182H19V184H18ZM53 182V183H52ZM60 182V183H59ZM64 182V183H63ZM68 182V183H67ZM114 182V183H113ZM16 183V184H15ZM33 183V184H32ZM42 183V184H41ZM48 183V184H47ZM90 183V184H89ZM108 183V184H107ZM111 183V184H110ZM113 183V184H112ZM11 184V185H10ZM36 184V185H35ZM44 184V185H43ZM67 184V185H66ZM94 185V187H93V185ZM97 184V185H96ZM147 184V183H146ZM145 184V185H146ZM168 184V185H167ZM180 184V185H179ZM52 185V186H51ZM109 185H111V186H109ZM145 185L143 186V189H144V187H145ZM147 185V186H148ZM176 185V186H175ZM185 185V184H184ZM184 185H182L183 187H185ZM4 186V187H3ZM27 186V187H26ZM62 186V187H61ZM108 186H109V188H108ZM137 186H139V185H137ZM181 186V187H182ZM13 187V188H12ZM20 187V188H19ZM22 187V188H21ZM30 187H32L31 189H30ZM44 187V188H43ZM70 187V188H69ZM142 187V186H141ZM176 187V188H175ZM20 190H19V189ZM45 188H46V190H45ZM114 188V189H113ZM148 188H149V186H148ZM147 187H145V192H149L150 190L148 189ZM162 188L163 189H165L166 191H167V195H166V193H164V192H162ZM12 189V190H11ZM35 191H34V190ZM43 189V190H42ZM48 189V190H47ZM78 189H80V190H78ZM108 189V190H107ZM112 189L114 190V191H112ZM118 191H116V190ZM129 189V190H128ZM159 189H161V190H159ZM183 188H179V194H181L180 192H181V190H182ZM56 190V191H55ZM66 190H68V191H66ZM107 190V192L109 191V193L107 194V192H105ZM6 191H8V192H6ZM21 191V193H19V192ZM32 191V192H31ZM36 191H37V194H36ZM44 191H45V193H44ZM50 191H52V193L50 192ZM67 193H66V192ZM112 191V193L113 192H115L114 194L116 195L115 196V198L114 197H112L111 196V194L112 193H110ZM120 191H122V193L120 194ZM132 191H134V193L136 194H134L132 197L133 198H131L132 199V203L134 202V203H136L137 204V200H135L134 199V197H137V195L138 194H140V192L138 191L137 192V188L135 189H133V190H131V192L129 191V192H127L128 193V195H129V193H131L132 194ZM144 191V190H143ZM152 190L150 191V192H153ZM163 193V195H165L164 196V198H162V199H160V197H162L163 195H160L161 193ZM169 191V192H168ZM3 192V193H2ZM22 192H24V193H22ZM54 192V193H53ZM79 192V193H78ZM124 192V193H123ZM138 194H137V193ZM17 193H19V195L17 194ZM40 193V194H39ZM48 195H47V194ZM55 193H58V195L57 194H55ZM73 193V194H72ZM105 193H106V195H105ZM118 193H119V195H118ZM159 193V194H158ZM171 194V199H170V195L169 194ZM14 194V195H13ZM16 194V195H15ZM21 194L23 195V197H21ZM26 194V195H25ZM50 194V195H49ZM52 194V195H51ZM79 194V195H78ZM131 194L129 195V198L127 199V200H129L130 199V197H131ZM153 194V193H152ZM155 194L157 195V196H155ZM179 194H178V197L175 199V200H178V198L180 197V198H182L181 196H179ZM39 195H43V196H39ZM54 195V196H53ZM58 197H56V196ZM75 195V196H74ZM103 195L108 199L110 196L112 197H110L109 199H108V201L110 202H108V204H106L105 205V203H107V199H105V198H103ZM108 195V196H107ZM126 195V194H125ZM13 196V197H12ZM16 198H18V199H20L19 201H17L18 199H16ZM25 196H27L26 197V199H24L25 198ZM47 196H49V197H47ZM100 196H101V198H100ZM4 197V198H3ZM6 197H8V198H6ZM36 197V198H35ZM56 198V199H54L53 200V198ZM94 197V198H93ZM97 197V198H96ZM117 197V198H116ZM121 197V196H120ZM119 197V198H120ZM174 197V198H173ZM24 199V200H22V199ZM40 198H42V199H40ZM76 198V199H75ZM104 200H103V199ZM122 198V197H121ZM126 198L127 197H125V199L124 200H126ZM166 198H169V200L168 199H166ZM34 199V200H33ZM58 199H60V200H58ZM85 199V200H84ZM141 199V200H140ZM156 200V202H155V200ZM168 200V201H164V200ZM11 200V201H10ZM16 200V201H15ZM22 200V201H21ZM29 202H28V201ZM33 202H32V201ZM38 200H39V202H38ZM40 200H41V202H40ZM50 200L53 202V204H52V202H50ZM57 200V201H56ZM77 200V201H76ZM97 200V201H96ZM103 200V201H102ZM112 201V203H111V201ZM134 200V201H133ZM158 200H160L159 202H160V205L158 204L159 202H158ZM5 201V202H4ZM7 201V202H6ZM23 203H21V202ZM27 201V202H26ZM36 201L38 202V204L36 203ZM106 201V202H105ZM154 201V202H153ZM212 200H209L208 202H211ZM10 202V203H9ZM42 202H44L45 203V205H46V207H45V205H44V203L42 204ZM50 202V203H49ZM55 202V203H54ZM57 202V203H56ZM101 202V203H100ZM105 202V203H104ZM145 202H147V203H145ZM152 202H153V204H155V205H152ZM1 203H3V204H1ZM7 203H9V204H7ZM25 203V204H24ZM28 203H29V205L31 204V205H33V207H34V212H31L32 214L31 215H33V213H34V215H33V217H34V224H36L35 222V220H40L39 221V223H40V226H41V228L43 229L42 231V233H44L46 236H44V238H43V240H42V243H41V241H39L40 239H42V236L40 237L39 236V234H40V232L38 233L36 230H34L33 228L34 227H36V225L34 226V225H32V223L30 222V219H26V217H28V216H25V214L26 213H24L26 210H24L27 206H28ZM40 203V204H39ZM62 203V204H61ZM149 203V204H148ZM151 203V204H150ZM5 204V205H4ZM26 204H27V206H26ZM58 204H59V206H58ZM95 204L98 206V205H100V204H102V206H107V208L108 209H106L105 207H101V205H100V207H97V211L95 210L96 209V207H95ZM110 204V205H109ZM113 204V205H112ZM127 204V205H126ZM138 204H137V206L136 207H138ZM147 204V205H146ZM158 204V205H157ZM23 205H25L24 207H23ZM43 205H44V207H43ZM48 205V206H47ZM51 205H53V206H51ZM92 205V206H91ZM129 205V206H128ZM166 205H167V203H166ZM7 206V207H6ZM11 206H12V208H11ZM95 207V209L93 208L92 209V207ZM109 206H110V208H109ZM155 208H154V207ZM158 206V207H157ZM168 206V205H167ZM2 207V208H1ZM19 207V208H18ZM23 207V208H22ZM29 207V206H28ZM58 209H57V208ZM149 206H147L146 208H148ZM157 207V208H156ZM22 208V209H21ZM43 208V209H42ZM105 208V210H103ZM115 208V207H114ZM126 208H130L129 210L128 209H126ZM163 208V209H162ZM165 208H167L166 206H165V204H163L162 206H161V211L162 210H164V212H160V214L161 215H159V212H157V213H155L156 215H158V216H156V219H152L151 217V220H150V218L148 219V221H145V222H147V224H143V223H145V222H142V224L139 222V220L137 221L136 220V222L137 223H134V224H132L133 226H131V225H129L130 227H131V230L133 231V229H134V233L136 234V230L138 231V232H140V233H142L141 235H142V237L140 238L141 239V241H142V239L144 238V237H146V235L148 234V236L145 238V241L144 242H148L149 240H148V237L149 236H152V233H153V236H156V234L158 233V231L157 230H159V232H160V230L162 231V228H165L167 225H168V223H167V225H165L166 223H165V220L167 219L166 218V215H168V216H170L171 215V212L169 211V213H166V209ZM6 209V210H5ZM26 209H28V208H26ZM41 209V210H40ZM47 209V210H46ZM92 209V210H91ZM100 209H102L101 211H100ZM110 209V210H109ZM123 209H121V213L124 211ZM132 209V210H131ZM160 209V208H159ZM64 212H63V211ZM95 210V211H94ZM99 210V211H98ZM107 210V211H106ZM123 210V211H122ZM130 210L132 211V212H130ZM92 211V213H90V212ZM105 211V214H104V217H103V214H102V212H104ZM139 211H140V214H139ZM144 213H143V212ZM147 211L149 212V213H147ZM26 212H28V211H26ZM94 212L96 213V214H94ZM100 212H101V214H102V216H101V214H100ZM107 212V213H106ZM108 212H110L111 213V215L112 216H110L109 215V217H110V220L109 221H111L112 219H113V221L112 222H110L109 224H108V219H109V217H107V215L108 214H110V213H108ZM126 212V213H127ZM146 212V213H145ZM177 212V211H176ZM175 212V213H176ZM178 212H179V210H178ZM182 211H180L179 213H176V215H182L183 213H181ZM9 215H8V214ZM13 213V214H12ZM58 213V214H57ZM85 213V214H84ZM118 213V214H117ZM163 213H166L165 214V218L163 217ZM7 214V215H6ZM39 214L41 215V216H39ZM43 214V215H42ZM88 214H89V216H88ZM100 215V217H99V215ZM146 214H148L147 216V218H145L146 217ZM170 214V215H169ZM13 215H14V217H13ZM16 215V216H15ZM67 215V216H66ZM84 215H85V217H86V219H83V218H85L84 217ZM138 215V216H137ZM140 215H141V217H140ZM145 215V216H144ZM154 215V214H153ZM172 215H174V214H172ZM176 216V217H179L180 219H181V221H180V219L178 218L176 221L175 220H173V218L174 219H176L174 216H173V218L172 219H168L167 221L168 222H170L169 224H172L171 222H173V221H175V222H173V226H174V228H177L176 227V225L177 224H183L182 222L183 221H185L182 217L183 216ZM7 216H8V218H7ZM12 216V218L10 219V217ZM46 216V217H45ZM83 216V217H82ZM94 216L95 217H98V218H95V219H93L94 218ZM120 216V215H119ZM127 216H128V219H124V217L125 218H127ZM167 216V217H168ZM238 217V219H237V217ZM37 217V218H36ZM102 217V218H101ZM111 217H113L112 219H111ZM120 217V218H121ZM138 217V218H137ZM142 217H143V219H142ZM153 217H155V215L153 216ZM157 217H158V220H157ZM230 217V218H229ZM242 217H245L244 219L242 218ZM13 218H15V220L13 219ZM105 219L106 221L104 222V220H102V219ZM108 218V219H107ZM116 218H117V220H116ZM161 218H164V219H162L161 220ZM168 218H170V217H168ZM8 219H10V220H8ZM65 219H67L66 221H65ZM83 219V220H82ZM88 219V220H87ZM90 219V220H89ZM97 219H98V221H97ZM159 219L161 220V221H159ZM245 219H247L246 218V216H243V215H232V214H229L226 210H223V209H218L217 210V212L212 216V217H210V219L208 218L207 220H206V222H204L203 224H205L206 226H204V227H206V231H207V229H209V231H208V233H206V246H207V248H208V251H210L211 253V255H209L210 257H213L212 258V263H210V264H221V262L224 260V259H228L229 258V256H231L232 258L234 257V258H241L243 255H244V253H245V249L248 247V245L250 246V244H252L253 242V240H255L254 238H252V236H250L251 234L250 233H248V231L246 230V227L243 225L244 223H245V221H247V220H245ZM2 220V221H1ZM14 220V221H13ZM26 220H29V221H26ZM64 220V221H63ZM87 220V221H86ZM116 220V221H115ZM153 220L154 221H156V223H155V225H157L158 224V228H156V226L154 227L153 226ZM170 220V221H169ZM9 221V222H8ZM32 221V220H31ZM80 222L81 224H85V222H86V224L83 226H81L80 228H79V226L81 225L80 223H78V222ZM89 221H90V224H88L89 223ZM91 221H92V223H91ZM95 221L97 222V226H96V223H95ZM100 221V222H99ZM101 221H102V223H101ZM126 223H125V222ZM149 221H151V223H148ZM164 221V222H163ZM166 221V222H167ZM19 222V223H18ZM31 224H30V223ZM101 223V226H100V224L99 223ZM115 222V223H114ZM139 222V223H138ZM158 222V223H157ZM160 222H162V223H160ZM178 222H180V223H178ZM22 223V224H21ZM38 223V222H37ZM39 223H38V225H39ZM54 223V224H53ZM76 223H78L77 224V226L75 225ZM108 225H107V224ZM112 223V225H110ZM113 223H114V225H113ZM185 223V222H184ZM18 224H20V226L18 225ZM87 224L89 225V228L87 229ZM106 224V225H105ZM137 224V225H136ZM159 224H164L163 226H165V227H163L162 225V228H161V226L159 227ZM203 224H202V227H203ZM6 225V226H5ZM12 225V226H11ZM16 225H18V226H16ZM31 225H32V227H31ZM139 225V226H138ZM142 225V226H141ZM147 225H148V227H147ZM150 225V226H149ZM152 225V226H151ZM40 226H38V228H40ZM57 226V227H56ZM76 227V229H74L75 227ZM110 226H115V227H110ZM136 227V229H135V227ZM146 226V228L145 229H143L144 227ZM173 226H171V225H169L168 226V233L171 231V234L173 233L174 234V237L176 236V234L178 233V230L177 229H174V230H176V232L172 229L173 228ZM19 227H22L21 229L19 228ZM29 227V228H28ZM32 228V230H34V232L33 231H31V228ZM54 227H56V228H54ZM74 227V228H73ZM84 227V228H83ZM85 227H86V229H85ZM95 227V228H94ZM130 227H129V230H128V233H129V231H131L130 230ZM139 227L141 228L142 227V229L144 230V231H146L145 233H144V231L142 230V229H139ZM150 227H151V229H150ZM172 227V228H171ZM208 227V228H207ZM37 228V227H36ZM59 228V229H58ZM79 228V229H78ZM112 228V229H111ZM149 228V230H146V229H148ZM154 228H156L155 229V231H153L154 230ZM167 228V227H166ZM169 228H171L172 230H173V232H172V230H170L169 231ZM23 229V230H22ZM30 229V230H29ZM46 229V230H45ZM56 229V230H55ZM72 229V230H71ZM83 229V230H82ZM109 229H107V230H105V232L107 231V233H108V231H109ZM205 229V228H204ZM21 230V231H20ZM41 230V229H40ZM73 230H76V231H74L73 232ZM79 230H81L80 232H78ZM85 230V231H84ZM86 230H87V232H86ZM91 230H89V232L91 231ZM101 230V229H100ZM121 232H120V231ZM126 230V231H127ZM166 229H163V231L164 232H166L165 231ZM7 231V232H6ZM16 231V232H15ZM27 231V232H26ZM72 231V232H71ZM83 231H84V233L86 232V233H88V234H86L87 235V238H85L84 237V235H82V233H83ZM93 231H95L94 233H93ZM130 232L131 234L133 233V232ZM143 231V232H142ZM147 231H148V233H147ZM157 231V232H156ZM162 231V234L160 233L159 235H168V233L166 232L165 234H164V232ZM191 231V230H190ZM22 233V234H19V233ZM32 232V233H31ZM35 232H37L38 234H36ZM113 232H111V233H113ZM137 232V233H138ZM154 232H155V235H154ZM175 232V233H174ZM69 233V234H68ZM98 233V232H97ZM113 233V234H114ZM116 233V234H117ZM132 234L133 236H136L135 234ZM140 233H138V236H141V235H139ZM191 234H192V232H190ZM189 233V234H190ZM4 234V233H3ZM18 234V235H17ZM32 234H34V236L32 235ZM74 234V235H73ZM131 234H129V236L131 235ZM144 234V235H143ZM146 234V235H145ZM188 234V235H189ZM208 234V235H207ZM250 234V235H249ZM20 235H21V237H20ZM36 235H38L39 237H40V239H39V237H37ZM49 235V236H48ZM78 235V234H77ZM89 235V236H90ZM97 235V234H96ZM159 235L157 234V237H159ZM179 235V234H178ZM177 235V237L178 238H181L180 236H178ZM16 236V237H15ZM65 238V236H66V238L67 239H69L68 240V242H63V240L62 239H64L63 237ZM81 236V237H80ZM144 236V237H143ZM162 236V237H163ZM207 236H208V239H207ZM91 237V236H90ZM4 238V239H3ZM6 238V239H5ZM12 238V239H11ZM14 238V239H13ZM20 241V242H18V240ZM26 238H28V239H26ZM62 238V239H61ZM86 240H85V239ZM149 238H151V237H149ZM21 239V240H20ZM39 239V240H38ZM61 239V240H60ZM84 239V240H83ZM253 239V240H252ZM48 240V242H46ZM178 240V239H177ZM8 241V242H7ZM22 241V242H21ZM37 241H39V242H37ZM59 241H60V243H59ZM64 241H67V240H64ZM176 241V240H175ZM180 241V240H179ZM25 242V243H24ZM58 242V243H57ZM12 243H13V245H15L14 247L16 248H19V250H16L14 247H13V245H12ZM20 243H22V244H20ZM25 245H24V244ZM32 243V244H31ZM37 243V244H36ZM56 243V244H55ZM247 245H246V244ZM31 244V245H30ZM87 244V243H86ZM209 244V245H208ZM22 245V246H21ZM58 245V246H59ZM11 246H12V249H11ZM55 246V247H54ZM87 246V245H86ZM85 246V247H86ZM247 246V247H246ZM7 247V248H6ZM25 247V248H24ZM60 247H62V246H60ZM66 247V248H65ZM92 247V248H91ZM91 247L90 246H88L87 248L88 249H84L85 251H83L82 249H80L81 251H78V253L76 254V255H78V256H76L75 254H73V258L74 257H76V258H71V254L69 255V250L67 249L66 251H64V252H68V253H64V252H62L63 254H68L67 256H69L68 258V260L70 261V262H74V260H75V262H76V259L78 260V258L77 257H79L80 256V254H84L83 256L81 255L80 256V258L81 257H83V261H85L86 262V260H87V262L85 263V264H88V262H89V264H91V263H93V264H143V262L145 261L144 259V261L143 262H141L140 260L141 259H138V256H139V251H131V250H126V251H128V253L127 252H125L124 250H122V249H120V248H117V249H115L116 250V252H114V253H111L110 254V256H108V255H106V254H104V251H102V250H104V249H102L101 250V248L99 249V247L97 246V250L95 249V246L94 245H91ZM173 247H174V245H173ZM246 247V248H245ZM94 248V249H93ZM146 248V247H145ZM155 248V249H154ZM156 248H158V245L156 246V245H154L153 246V248L151 249V250H153L154 249V252H155V250H156ZM263 248H264V245H263ZM15 249V250H14ZM120 250H122V251H124V252H121ZM99 251H101V254L99 253ZM14 252V253H15ZM35 252V253H34ZM51 254H53V256L54 255H57V253L56 254H54L55 252L54 251H52L51 250ZM82 252V253H81ZM87 254H86V253ZM102 252H103V254H102ZM149 252H150V250H149ZM152 252V251H151ZM154 252H152L153 254H155ZM47 253V254H46ZM128 254V255H124V254ZM157 253H158V251H157ZM173 253V255H174V252H172ZM59 254V253H58ZM87 255V257H86V255ZM113 254V255H112ZM120 254H123V255H120ZM133 254H134V256L136 257V260H137V262H136V260H135V262L133 261V262H131L130 260H131V257H134L133 256ZM26 255V256H25ZM60 255V254H59ZM20 256V257H19ZM66 256V257H67ZM121 256V257H120ZM155 256V255H154ZM156 256H160V255H156ZM55 258L57 257L58 258V255L57 256H54ZM85 257H86V260H84L85 259ZM91 259V260H93V257H94V262L93 261H91V260H89V258ZM99 257V260L97 259V260H95V258H98ZM130 257V258H129ZM158 257H157V259H158ZM17 260H16V259ZM103 258V259H102ZM152 258V257H151ZM13 259V260H12ZM50 259H52V258H50ZM101 259V260H100ZM130 259V260H129ZM146 259V258H145ZM45 260V261H44ZM72 260V261H71ZM148 260V259H147ZM18 261V262H17ZM39 261V262H38ZM51 261V260H50ZM127 261H128V263H127ZM130 261V262H129ZM140 261V262H139ZM15 262V263H14ZM91 262V263H90ZM147 262V261H146ZM1 264L3 263V264H5L4 262H0ZM264 263V262H263ZM6 264H8V263H6ZM146 264V263H145Z\"/></svg>",
  "mask_w": 264,
  "mask_h": 264
},
{
  "label": "bare ground",
  "instance_id": "6f19581e",
  "mask_svg": "<svg viewBox=\"0 0 264 264\" xmlns=\"http://www.w3.org/2000/svg\"><path fill=\"white\" fill-rule=\"evenodd\" d=\"M7 1L8 0H1L0 2L1 3H7ZM31 1V0H30ZM33 1V0H32ZM46 1V0H45ZM84 1V3L88 6V8H89V10L86 8V9H83L82 8V6H81V0H52V3H51V5H49L47 2L48 1H46V3L45 4H43L40 8H41V13H37L38 15L36 16V13L34 14V15H31L33 12H34V10H33V12L32 13H20L18 10L16 11L18 14H16V12H15V9H14V12H15V15L14 16H11V18L13 17H15L16 18V20L15 19H13L14 21H15V23H13L12 25H13V31L14 32H11V31H9V33H8V29L9 28H11V27H9L10 25L7 23L8 21H7V19L5 18V16H4V13L3 12H1V10H0V29H1V27H3V29H5L6 31H7V34H4V35H2L1 33H0V88H1V86L2 85H4V83H6L7 84V82H8V84H15V83H19L20 84V82H21V79H20V76H22V77H29L28 75H30L31 73H30V70L28 69L29 67H30V65L32 66V63L29 65V63L30 62H34L36 65H34V63H33V65L36 67V68H33L34 66H32V68L35 70V72L37 71L38 73H40L41 71H43V70H46V67H47V65H48V63H46V64H44V58L46 57V58H48V56H52L51 58H55L54 56H53V53L55 52L54 50L56 49V47L58 46V45H56L57 44V42L59 43H68L70 40H68V37L66 36V34H65V30H63L62 29V26H64V27H66V28H68V29H72V31L74 30V32H75V34H74V32H72L73 34L72 35H76V34H78L79 35V31L82 33L83 32V34H84V38H85V36H87L86 38H87V40L89 41V46L88 47H90L91 45H92V47L91 48H95V46L94 45H96V48H97V44L99 43V41H101L102 40V37L104 36H102L101 37V40H99L100 38H98V36H100V35H97V30L93 27V26H91V24L89 23V21L87 22V12L88 11H91L92 12V14H95L96 15V13L98 12L97 10V8H99V6L98 5H100V4H98L97 5V3L95 2V0H82V2ZM109 0H107V2H108ZM160 1V0H159ZM163 1V0H162ZM161 1V2H162ZM187 3L188 2H191V0H185ZM185 1H183V2H185ZM198 1V0H197ZM221 1H224V2H220V4L222 5L221 6V8L224 10V15H225V17H226V22L228 23V26L229 27H227V25L226 26H221V25H219V24H217V22H218V20H217V22H216V25H215V30H217V35L218 36H220L219 38H220V40H219V42H221L222 41V44H226V43H228L229 41H230V43H231V41H232V37H231V33L230 32H232L234 35H236L239 39L245 34V32L247 31V30H245V29H251V28H253L254 26H257V24H258V19L259 20H264V1L261 3L262 5L261 6H259V8L257 9V13H256V10L254 11L255 13H253L252 12V9H251V7H249L250 5H248L246 2H244V1H242V0H236L235 1V3H237V7H236V9L237 10H235L234 8H232V6L230 5L231 3H229V0H221ZM261 1V0H260ZM12 2V1H11ZM34 2V1H33ZM103 2H104V0H103ZM113 2V1H112ZM119 2H120V4H121V6H119V7H123L124 8V6H128L127 5V2H128V4H130L129 3V0H119ZM138 2V1H137ZM158 2V0H146V1H144V2H142L143 3V5H142V3H141V11L139 12V13H141V15L144 17V19H150V17L151 18H153L154 16H155V14L156 13H158L159 14V12L158 11H153V12H156L155 14H153L152 13V11L150 10V8H149V4H152V5H154V4H156ZM169 2H170V5H173L172 3H180V1L179 0H169ZM193 2H194V0H193ZM199 2V1H198ZM257 2V1H256ZM23 3H25V2H23ZM23 3H21V6H22V4ZM37 3V2H36ZM42 3V2H41ZM44 3V2H43ZM50 3V2H49ZM105 3H106V1H105ZM104 3V4H105ZM109 3H110V1H109ZM159 3V2H158ZM251 3V2H250ZM19 4V3H18ZM32 4V3H31ZM83 4V3H82ZM115 4V3H114ZM137 4V3H136ZM161 4V3H160ZM168 4V3H167ZM254 4V3H253ZM26 5V4H25ZM25 5H23L21 8L22 9H25V8H27L28 7V5H27V7L25 6ZM41 5V4H40ZM139 5H140V3H139ZM165 5V4H164ZM178 5V4H177ZM98 6V7H97ZM106 6V5H105ZM136 6V5H135ZM166 6H169V5H166ZM175 6V5H174ZM1 7V6H0ZM30 7V6H29ZM32 7V6H31ZM30 7V8H31ZM35 7H37L36 6V4L34 5V9H36ZM129 7V6H128ZM131 7V6H130ZM139 7H138V9H139ZM151 7V6H150ZM154 7V6H153ZM152 7V8H153ZM178 7V6H177ZM185 7V6H184ZM10 8V7H9ZM17 8V7H16ZM20 8V7H19ZM18 8V9H19ZM20 8V9H21ZM102 8V7H101ZM120 8V9H121ZM193 8V7H192ZM252 8H254V7H252ZM2 9V8H1ZM21 9V10H22ZM100 9V8H99ZM118 9V8H117ZM119 9V10H120ZM132 9V8H131ZM130 9V10H131ZM7 10H9V9H7ZM20 10V11H21ZM69 10H70V12H72V13H70L69 12ZM85 10H87V12H85ZM108 10V11H107ZM116 9L114 8V6H112L111 4L110 5H107L106 6V11L107 12H109V15H110V17H111V19L110 20H112L113 21V24L115 23V24H121V23H123V18H121V16H119L118 15V10L117 11H115ZM10 11V10H9ZM36 11H37V9H36ZM39 11V9H38V12H40ZM137 11V10H136ZM135 11V12H136ZM207 11V10H206ZM236 11H238V13L240 14V16H239V14L237 15L236 14ZM29 12H30V10H29ZM69 12L70 13V15H69V13H68V15H69V17L71 18V19H69L68 21L65 19V16H67V13ZM101 12V11H100ZM99 12V13H100ZM117 12V13H116ZM127 12V11H126ZM128 12H130L131 13V11H129L128 10ZM217 12V11H216ZM223 12V11H222ZM11 13V15L13 14L12 12H10ZM90 12H88V14H89ZM122 13V12H121ZM129 13V14H130ZM138 13V14H139ZM185 13V12H184ZM183 13V14H184ZM195 13V12H194ZM197 13V12H196ZM212 13V12H211ZM125 14H127V13H125ZM129 14H127V16H129ZM131 14H136V13H131ZM215 14V13H214ZM214 14H213V16H214ZM6 15V14H5ZM106 15H107V13H106ZM133 15H132V17H133ZM137 15V14H136ZM136 15H134V19H132V20H130L132 17L131 16H129V18L130 19H128L127 17H126V20H128V21H132V24H133V22H135V21H139V20H137V18L135 19V16ZM190 15V14H189ZM7 16V15H6ZM36 16V17H35ZM93 16V15H92ZM102 16V15H101ZM140 16V15H139ZM196 16V15H195ZM211 16V15H210ZM8 17V16H7ZM90 17V16H89ZM100 17V16H99ZM98 17V18H99ZM142 17V18H143ZM155 17H157V16H155ZM203 17V16H202ZM181 18V17H180ZM199 18H200V16H199ZM198 18V19H199ZM93 19V18H92ZM94 19H96L95 17H94ZM123 19V20H122ZM146 19V20H147ZM186 19V18H185ZM62 20V21H61ZM89 20V19H88ZM133 20H135V21H133ZM154 20H156L155 18H154ZM153 20V21H154ZM182 20H184V19H182ZM200 20V19H199ZM202 20V19H201ZM215 20V19H214ZM220 20V19H219ZM262 20H261V23H262ZM149 21V20H148ZM157 21V20H156ZM198 21V20H197ZM29 22H32V24H31V27H26V26H28L29 24ZM66 22H68V23H66ZM101 22V21H100ZM104 22V21H103ZM126 22V21H125ZM150 22H152V20L150 21ZM172 22V21H171ZM212 22V21H211ZM214 22V21H213ZM220 22H222V21H220ZM10 23V22H9ZM182 23V22H181ZM204 23H206V22H204ZM260 23V22H259ZM264 23V22H263ZM7 24L9 25V26H7ZM11 24V23H10ZM28 24V25H27ZM101 24V23H100ZM105 24V23H104ZM103 24V25H104ZM131 24V25H132ZM135 24V23H134ZM169 24V23H168ZM172 24V23H171ZM200 24V23H199ZM96 25V24H95ZM102 25V24H101ZM102 25V26H103ZM127 25V24H126ZM137 25V24H136ZM181 25V24H180ZM102 26H101V28H102ZM121 26V25H120ZM169 26V25H168ZM177 26H179V25H177ZM182 26V28L184 29V30H182V31H184L183 33H184V39H186V43H187V41H188V43L187 44H190L191 46H192V48H193V51H194V53H195V56H193L194 55V53L192 54V56H193V58L195 57V59H197V63H198V61L202 64V63H206V59H204V57H206V55H205V53H204V50H203V48H202V45H201V43H200V41H199V39L197 38V36H196V34L194 33V31L192 32L191 30H190V28H191V25L190 26H188V25H181ZM100 27V26H99ZM104 27L106 28V25H104ZM108 27H110V26H108ZM107 27V28H108ZM172 27V26H171ZM175 27V26H174ZM21 29L22 30V32H18V33H20L19 35L17 34L16 35V33H15V29ZM30 29V31L32 32V30H40L41 29V35H42V40H43V42L44 43H42V47H41V49L40 48H38V47H35V48H33L34 46H39V42H36V43H39V44H34V46L32 47L31 46V44L32 43H30V40L32 41V39H30L32 36H30V35H28L27 34V30L28 29ZM100 28V29H101ZM112 28H113V26H112ZM112 28H110V29H112ZM125 28V27H124ZM159 28V27H158ZM181 28V27H180ZM181 28V29H182ZM196 28H198V26L196 27ZM24 29L26 30V31H24ZM32 29V30H31ZM51 29V30H50ZM75 29H78V30H75ZM103 30H104V28H103ZM109 30V29H108ZM174 30H176V27H175V29ZM106 31V30H105ZM208 30H206V32H207ZM0 32H2V30H0ZM16 32H17V30H16ZM28 32H29V30H28ZM129 32V31H128ZM127 32V33H128ZM203 32V31H202ZM211 32V31H210ZM169 33V32H168ZM171 33H173V32H171ZM182 33V34H183ZM263 33V32H262ZM33 34V33H32ZM31 34V35H32ZM39 34V33H38ZM107 34V33H106ZM162 33L161 32H159L158 33V35H156V39H157V41L159 42V46H160V53L161 54H159V55H161L160 56V58H162V64H157V63H155L156 65H154L152 68L154 69H152L151 67V69H152V71L153 72H159L160 71V73L162 74V70L164 71V68L167 70V73H169V77H171V78H169L167 81H160V82H158V84H159V86L158 87H160L161 89L160 90H162V95L163 94H165V96L167 97L165 100H168V99H172V97H174V92H173V84H172V81H173V83L176 85V89L178 88V90L179 89H183L185 86L184 85H187V83L185 82V78L187 77V76H185L186 75V73H185V75H183L184 73H182L181 72V68L183 67L184 68V70H187L188 72V74L189 75H192V73H195V67H196V65H195V62H192L191 60H190V57L191 56H189V53H187L186 52V49H185V47H184V45L185 44H183L182 45V40H180L181 38L180 37H177V38H175L174 40H173V37H172V39L170 40V41H173V44H176V43H180L181 42V44H180V47H178V49H177V52H178V54H176L177 56H175L172 52H171V50L169 49V47L168 46H165L167 43H165L166 41L164 40V37H163V35H161ZM174 34H175V31H174ZM174 34H172V35H174ZM176 34H178V33H176ZM207 34V33H206ZM211 34V33H210ZM264 34V33H263ZM262 34V35H263ZM34 35V34H33ZM36 35V34H35ZM40 35V34H39ZM78 35H77V39H78ZM108 35V34H107ZM200 35V34H199ZM203 35V34H202ZM17 36H19V37H22V39H21V41L23 40V38H29V43H30V46L28 45L29 43H27L26 45H28V46H26V45H24L25 43H26V41L24 42V46L21 44V43H23V41L22 42H19V40L20 39H18V37ZM80 36V35H79ZM121 36V35H120ZM130 36V35H129ZM171 36V35H170ZM209 36V35H208ZM229 36V37H228ZM105 37V36H104ZM109 37V36H108ZM205 37V36H204ZM235 37V36H234ZM257 37V36H256ZM256 37H254V38H250V41L249 40H247V41H249V42H244L240 47H239V51H237V52H239V56L241 55L240 53H243V52H247L246 53V55H245V53H243L246 57L248 56V58H249V55H251V58H250V60H252V61H254V58H253V54H250L248 51H249V49H251V48H249L250 47V45H255L256 47L258 46V48H256V49H258L259 51L260 50H264V37L263 38H261L262 36H258L257 38ZM80 38V37H79ZM83 38V37H82ZM180 38V39H179ZM218 38V39H219ZM40 39V38H39ZM76 38H75V36H74V40H75ZM81 39V38H80ZM169 39V38H168ZM202 39V38H201ZM211 39H214V38H211ZM238 39V40H239ZM252 39V40H251ZM38 40V39H37ZM82 40V39H81ZM110 40V39H109ZM135 40V39H134ZM154 40V39H153ZM163 40H164V43H163ZM206 40V39H205ZM87 41V42H88ZM175 41V42H174ZM201 41H203V40H201ZM215 41V40H214ZM124 42V41H123ZM147 42V41H146ZM210 42H212V41H210ZM233 42V41H232ZM243 42V41H242ZM65 43L64 44H62V45H65ZM72 43V42H71ZM83 43V42H82ZM102 43V42H101ZM108 43V42H107ZM129 43V42H128ZM170 43V42H169ZM203 43V42H202ZM84 44V43H83ZM149 44V43H148ZM221 44V43H220ZM69 45H71V44H69ZM68 45V46H69ZM76 45H78V44H76ZM82 45V44H81ZM103 45V44H102ZM177 46H178V44H176ZM182 45V46H181ZM211 45H213L214 47H215V43H211ZM227 45V44H226ZM54 46H55V49H54ZM79 46H80V44H79ZM190 46V47H191ZM212 46V47H213ZM225 46V45H224ZM228 46V45H227ZM254 46V47H255ZM67 47V46H66ZM130 47V46H129ZM156 47V46H155ZM174 47V46H173ZM211 47V48H212ZM213 47V48H214ZM217 47V46H216ZM249 49H248V48ZM38 48V49H37ZM77 48V47H76ZM87 48V47H86ZM117 48V47H116ZM209 48V47H208ZM218 48V47H217ZM216 48V49H217ZM40 49V50H39ZM59 48H57L56 49V52H57V50H58ZM62 49H64V48H62ZM69 49H71V48H69L68 47V50ZM125 49V48H124ZM130 49V48H129ZM173 49V48H172ZM175 49V48H174ZM247 49H248V51H247ZM64 50H66V49H64ZM73 50V49H72ZM84 50V49H83ZM135 50V49H134ZM134 50H133V52H134ZM208 50V49H207ZM213 50V49H212ZM218 50V49H217ZM132 51V50H131ZM146 51V50H145ZM150 51V50H149ZM174 51V50H173ZM193 51H191V52H193ZM213 51H216L215 49L213 50ZM233 51V50H232ZM81 52H82V50H81ZM113 52H115V51H113ZM125 52V51H124ZM132 52V54L131 55H133L134 53ZM151 52V51H150ZM175 52V51H174ZM176 52V53H177ZM208 52V51H207ZM236 52V53H237ZM254 52V51H253ZM59 53V52H58ZM73 54V52L71 51L70 52V54ZM117 53H118V50H117ZM140 53V52H139ZM212 53V52H211ZM235 53V54H236ZM262 53H263V51H262ZM106 54V53H105ZM113 54V53H112ZM116 54V53H115ZM120 54V53H119ZM146 54H147V52H146ZM213 54V53H212ZM242 54V55H243ZM57 55V54H56ZM117 55V54H116ZM135 55V54H134ZM133 55V56H134ZM139 55H141V53L139 54ZM151 55V54H150ZM233 55V54H232ZM237 55H238V53H237ZM242 56L243 57V59L241 58L240 60H245L246 58H245V56ZM101 56V55H100ZM106 56V55H105ZM120 56V55H119ZM125 56V55H124ZM136 56V55H135ZM135 56H134V58H135ZM148 57H149V55H147ZM156 56V55H155ZM228 56V55H227ZM230 56V55H229ZM228 56V57H229ZM140 57V56H139ZM197 57V58H196ZM212 57V56H211ZM45 58V59H46ZM50 58V59H51ZM63 58V57H62ZM103 58V57H102ZM123 58V57H122ZM125 58V57H124ZM127 58H130V57H127ZM224 58V57H223ZM227 58V57H226ZM225 58V59H226ZM106 59V58H105ZM154 59H155V57H154ZM224 59V60H225ZM232 59V58H231ZM256 59V58H255ZM48 60H49V58H48ZM126 60V59H125ZM134 60V59H133ZM153 60V59H152ZM237 60V59H236ZM247 60V59H246ZM41 61L43 62V65H41ZM59 61V63H60V60H58ZM70 61V60H69ZM87 61V60H86ZM104 61V60H103ZM110 61V60H109ZM127 61V60H126ZM143 61V60H142ZM155 61V60H154ZM221 61V60H220ZM228 61H230V57L228 58V59H226L225 61H223V63L222 64H224L225 65V67H226V65H229V64H227L228 63ZM233 61H235V60H233ZM39 62V63H38ZM54 62H56V61H54ZM94 62H96V61H94ZM129 62V61H128ZM158 62V61H157ZM245 62V61H244ZM250 63L251 64V62L248 60L247 61V63ZM256 61H254V64H256L255 63ZM51 63V62H50ZM88 63V62H87ZM119 63V62H118ZM121 63V62H120ZM131 63V62H130ZM137 63V62H136ZM154 63V62H153ZM218 63H220V62H218ZM246 63V62H245ZM244 63V64H245ZM94 65H97L98 63H93ZM102 64V63H101ZM104 64V63H103ZM115 64V63H114ZM127 64V63H126ZM135 64V63H134ZM199 64V63H198ZM236 64V63H235ZM253 64V63H252ZM253 64V65H254ZM29 65V66H28ZM51 65V64H50ZM91 64L89 63L88 65L86 64V66H85V64H84V67H86L87 69H90V71H91V69L94 67L93 65H91ZM99 65V64H98ZM98 65H97V67H98ZM112 65V64H111ZM203 65V64H202ZM218 65V64H217ZM247 65V64H246ZM245 65V66H246ZM252 65V66H253ZM109 66V65H108ZM123 66H125V64L123 65ZM248 66H249V64H248ZM251 66V67H252ZM62 67V66H61ZM79 67V66H78ZM77 67V68H78ZM99 67H100V65H99ZM98 67V68H99ZM105 67H106V65H105ZM136 67V66H135ZM164 67V68H163ZM228 67V66H227ZM240 67V66H239ZM244 67V66H243ZM95 68V67H94ZM93 68V69H94ZM115 68V67H114ZM138 68V67H137ZM237 68V67H236ZM80 69V68H79ZM86 69V70H87ZM103 68L101 67V70H102ZM123 69V68H122ZM213 69V68H212ZM32 70V69H31ZM81 70V69H80ZM99 70V69H98ZM98 70H96L97 71V74H100L101 72H99ZM100 70V71H101ZM108 69H105V71H107ZM130 70V69H129ZM134 70V69H133ZM183 70V69H182ZM201 70V69H200ZM228 70V69H227ZM230 70V69H229ZM228 70V71H229ZM234 70V69H233ZM239 70L242 72L243 70H241L240 68H239ZM248 70V69H247ZM33 71V70H32ZM88 71V70H87ZM95 71V69H94V71L92 72V74L94 75V73L96 72ZM117 71V70H116ZM123 71V70H122ZM139 71V70H138ZM210 71V70H209ZM218 69L216 70V68L215 69H213L210 73H207V75L201 80V81H199V84H196V87H195V89H196V91H198L197 93H199V92H204V94H202V95H204V97H205V95H207V93H212L210 96L212 97V99H213V107H215V108H213V109H218L217 111L219 112V109H220V107H219V104H222V102L221 101H223V103H224V101L225 102H227V104L229 105V104H231V105H229L228 107H227V105H226V107L224 108L223 106H221V108L223 107L224 109H228L229 107L230 108H234L235 110H233V111H237V114L236 113H234V114H229L230 113V111H229V113H227V114H229V116H227V114H217V115H215L216 113H214V110L212 111V107L210 108V109H208V110H211V111H208V110H206V108H207V106L205 107L203 104V107H205V112L204 113H201L200 112V108H198V110H196L195 109V111L193 110V111H189L188 110V112L186 113V111L184 112V114L186 113L187 115H184V114H182L181 116H185V118H187L186 116H188V113L190 114L188 117H189V119H188V121H183V119H182V121H183V123L181 124L179 121L180 120H177V119H179V116H178V113L176 114V113H174V111H173V113H170L169 114V118L167 117V118H165V120H164V124L166 125V126H163V129L161 128V127H158V128H161V131H162V133H161V135L159 136V132H157L158 133V135L157 134H155L156 136V139H158V138H160L161 140H159L160 141V143H158V144H160V145H158V144H156L155 142V144L156 145H154V143L152 144V145H150L151 146V149L148 147H146V149H144L143 151H141V155L142 156H144L145 157V155L147 154V153H150V151L152 150L153 151V149H154V151L156 150V151H158V153L160 152H162L163 151V146L164 147H168L167 148V150L169 151V153H170V150L172 149L173 150V152L175 153V152H177V154L179 155V157H183V155H184V157H185V154H188V152L189 151H192V152H194V153H196V155H199V156H196L194 153H192V154H190V156L192 157L193 155H194V157H192L193 158V160H194V162H191V161H193L192 159H191V157L190 158H185L183 161H189L190 159V161H189V163H185V166H184V164H183V166L182 167H185V169L184 168H182V170L184 169V170H186L188 167H190L189 168V173L188 172H183V171H176V167L175 166H173V167H170V165L168 166V164H167V166L169 167V169H175V171H173V170H170L172 173H169L168 174V172H166L165 173V171H166V169H168V168H165L166 167V165L162 162V161H164V158L161 160V161H159L160 159H158V158H156V156H155V159H152V160H154V161H152L151 162V159H146V160H150V162L152 163V165H150L151 163H149V161H147L146 163L149 165V167H155V169L153 168V172H154V174L152 173L151 175L153 176L154 175V177L152 178V179H150V182H151V186H159V188H161L160 186H162L166 181H168L169 179V175L171 176V175H176L177 177H179L180 175H181V177L183 178V180H187V178H185V175H184V173L186 174V177H188V180H187V183L185 182V181H182V182H185L184 184H181V182H178L179 180H178V178L175 176V180H178V181H174V179L172 180L171 179V182L172 181H174V183L173 184H171L172 185V188H173V185L174 184H176V185H178V183H180L181 184V186L182 185H184L185 187H179V188H183L182 190H181V194H179V188L177 187H175L176 189H172L170 186L168 187L169 189L171 188L173 191H170V193L171 192H174V193H171L172 195L173 194H175V192H177V195H173L174 197H175V199L178 197V194H179V196H181L182 198H178V200H175V199H173L172 201H168L169 200V198H166V199H168V200H164V201H168V202H166L167 203V205H166V203L164 202L163 203V200L162 201H160V200H158V202L160 201L161 203H162V205L163 204H165V206L167 207V208H165L166 209V213H169V211L171 212V215L170 216H168V215H166V218L164 217L165 216V214L166 213H163L162 215H163V217L166 219L165 220V225H167V223H168V225L165 227V226H163L164 224H159V227L162 225L163 227H165V228H162V226H161V228H162V231H163V229H166L165 231L168 233V226L169 225H171V226H173L174 224H173V222H175L179 217H176V216H180L179 214L178 215H176V213H179L180 211H182L181 213H183L181 216H183L182 218L185 220V221H183L182 223L183 224H181L180 222H178V223H180V224H177L176 225V227L177 228H174V226H173V230L174 229H177L178 230V233L176 234V236L174 237V234L172 233L171 234V231L170 230H172L171 228H169V233H168V235H159L160 233L162 234V231L160 230V232H159V230H157L158 231V235H159V237H157V234H156V236H153V233H152V236H149V237H151V238H149L148 237V242L146 241V242H144L145 241V238L148 236V234L151 232L150 230H149V228L148 229H146V230H149L150 232L148 233V231H147V235H146V237H144L143 239H142V241H141V237H142V233H140V232H138L137 230L135 231L136 232V234L133 232L134 231V229H133V231L131 230V227L129 226V225H131V226H133L132 224H134V223H137L136 222V218H135V215H133L134 217H132L133 218V220L135 221V222H133L132 223V221H124L127 225H128V222L129 223H131V224H129L128 225V230H129V227H130V230L136 235V236H133L130 232L131 231H129V233H128V230L127 229H125L124 228V226H126V224L124 225V223H123V221H120V219H122L123 217H121V215H123L124 213V215H129L128 214V212H127V210H126V212H125V209H123V205L125 204V203H128L130 200H131V203L129 202L128 204L130 205V206H132V209L135 211V213H137V211L138 210H140L139 209V206L141 205L140 203V205L138 204V198L140 197V198H142V201H143V205H144V201H147V200H145V198L146 199H148V201L150 202L151 200H149V199H153V198H155L154 197V191L156 190V191H158L157 189H151V188H153V187H151L150 188V185H148V183H150L149 182V179L147 180L148 182H144L143 183V179L141 180V179H139V177H137L138 175H144V173H147L148 174V172H150V171H148V172H145V171H147V169H149V167L147 168V166H146V168L147 169H144L145 171H142V172H140V170H139V172H137V173H133V174H131V176L133 175V177H129V178H127L126 176V180H125V178H122V179H124V183L122 182V184L124 185V186H122V189H121V186L120 185H122V184H120V182L118 181L119 179V177H117V176H115L114 177V179H112V181H114L115 183H116V180L118 181V183L117 184H119V185H117L118 187H119V190H124V191H127V190H125L124 189V187L127 189V188H131V190H133L134 188L136 189L137 188V192L139 191L140 192V194H138L137 192V197H134V199L135 200H137L136 202H137V204H138V207H136L137 206V204L136 203H132V199L131 198H133L132 196L135 194L134 193V191H132V194L131 193H129V195L131 194V197H130V199L129 200H127L128 198H129V195H128V193L127 192H131V190H129V191H127L125 194H122V195H120L119 197H118V199H111L115 204H114V207H111V213H113L112 212V210L114 211V209H116L120 204H121V207H118V209L119 208H121V209H123L122 211V213H121V209H120V212H119V215L117 216L118 218H119V221H118V223L120 222H122L123 223V226H121V227H119V228H124V230H123V232H121L120 230V234L119 233H117V231H116V233H114L115 231H114V229H116L117 227H118V225L119 224H117V222H116V224L115 225H117V227L116 228H114L113 229V231L112 230H110L108 227H107V229H109V231H108V233H107V231L105 232V230H107V229H104V232H101L102 231V228L103 227H106V226H102V228L101 227H96V228H98L99 230H96L97 232L94 234V235H90V233H92V230H91V228L93 229V227H91V226H93L94 225V222L92 223V221H91V223L93 224H91L90 225V229L89 230H91L90 232H89V230H88V233H89V235L91 236H89L88 235V240L87 241H81V239H82V237L81 238H78V236L80 235V233H77L76 234V230H73V232L74 231H76L73 235L75 236V238L74 237H71L72 235H70V236H68V238L70 237L71 239H73L72 241L73 242H70V246H71V248L69 247V249H68V247H67V249L69 250L68 252H69V255L71 254L72 256H71V258H73V254H77L78 253V251H81L80 249H82L83 251H85L86 249H88L87 247L88 246H90L91 247V245H94L95 246V249L97 248V246L99 247V249L101 248V250L102 249H104V250H102V251H104V254H106V255H108V256H110V254L111 253H114V252H116V250L115 249H117V248H120V249H122V250H124L125 252H127L128 253V251L129 250H133V251H139L140 253H139V256H138V259H141L140 261L141 262H143L144 260V262H143V264H210V263H212L213 261H212V258L213 257H210L209 255H211L210 253V251H208V248H207V246H206V233H208V231H209V229H207V231H206V227H204V226H206L205 224H203L204 222H206V220L209 218L210 219V217H212L216 212H217V210L219 209H223V210H226L229 214H232V215H243V216H246V218L247 219H245V220H247V221H245V223L243 224L245 227H246V230L248 231V233H250L249 235L250 236H252V238H254L255 240H253L252 242V244H250V246L248 245V247L244 250L245 251V253H244V255L241 257V258H232L231 256H229V258L227 259H224L222 262H221V264H264L263 262H264V248H263V245H264V84H258V82L260 81V80H263V79H260L255 85H253V83H252V78H253V76L252 77H250L249 75H250V73H246V71H245V74L246 75H248V76H246V75H244L243 74V72H242V74H243V76H242V74L240 73V74H238V72H237V75H240V76H237V77H240L239 78V80L241 79H243V78H241V76L242 77H244V80L245 79H251V80H246V81H244V80H242V82H241V80H240V82H238L237 81V77H236V75H232V71L230 72V74L229 75H224V74H218ZM222 71V70H221ZM226 71V70H225ZM250 71V70H249ZM253 71L255 72V69H253ZM36 72V73H37ZM75 72V71H74ZM73 72V73H74ZM81 73H82V71H80ZM80 72H78L79 74H80ZM99 72V73H98ZM102 72H104V71H102ZM111 72V71H110ZM147 72V71H146ZM184 72V71H183ZM186 72V71H185ZM189 72H191V73H189ZM227 72V71H226ZM257 72V71H256ZM18 73H20L21 75H19ZM33 74H35L34 73V71L32 72ZM37 73V74H38ZM106 73V72H105ZM159 73V74H160ZM220 73V72H219ZM33 74H31L32 76H33ZM55 74V73H54ZM75 74V73H74ZM73 74V75H74ZM90 74V73H89ZM96 74V73H95ZM104 74V73H103ZM102 74V75H103ZM110 74H113V72H111ZM109 74V75H110ZM145 74V73H144ZM218 74V75H217ZM234 74V73H233ZM57 75V74H56ZM61 75V74H60ZM62 75H64V74H62ZM102 75L100 76V75H98V77H95V76H97V75H94V79L92 80L91 78H90V80H91V82H89V83H87V82H83V81H85V80H83V81H78V83H80V87H79V85H78V87H79V90H80V92L83 94V93H85V92H87L88 93V91L89 90H91V91H93L92 89H91V87H93V88H95V91L96 92H94L93 94H95L96 93V97H95V99H100V100H98V101H101V100H103L102 102H103V104H104V102L105 103H108L109 101L110 102H113V103H110L109 102V105L110 104H114L115 102H114V98H115V96L113 97V95L114 94H117L116 92L118 91L117 89H115V90H117V91H115V90H113V89H110V91H109V88L107 87V86H105V85H107L105 82H106V80L104 81V84H102L103 82H102ZM139 75V74H138ZM221 75V76H220ZM252 75V74H251ZM91 76V75H90ZM157 76V75H156ZM185 76V77H184ZM78 77H80V75L78 76ZM93 77V76H92ZM154 77H155V75H154ZM234 77H236V78H234ZM30 78V77H29ZM33 78V77H32ZM62 78H64V77H61V80H62ZM82 78V77H81ZM114 78V77H113ZM126 78H128V77H126ZM147 78V80L148 79H150V77L148 76V77H146ZM153 78V77H152ZM157 78H161L160 76L159 77H157ZM166 78V77H165ZM256 79H257V76L255 77ZM130 79V78H129ZM53 80V79H52ZM128 80V79H127ZM126 80V81H127ZM146 80V81H147ZM255 80V79H254ZM56 81V80H55ZM74 81H76V80H74ZM88 81V80H87ZM123 81V80H122ZM145 81V83H147ZM244 81V82H243ZM249 81H251V83H252V85L250 84V82ZM73 82V81H72ZM72 82H70V80L68 79V78H66V76H65V78H64V80L61 82V89H63V91H64V89L66 90V89H69V88H72ZM131 82H133V81H131ZM248 82H249V85H247L248 84ZM77 83V84H78ZM83 83V84H82ZM90 83H91V85H90ZM134 83V82H133ZM148 83H154V82H152L151 81V79H150V82H148ZM8 84H7V86H8ZM74 84V83H73ZM131 84V83H130ZM240 84V85H239ZM241 84H243L244 85V88H245V86L247 85V88H248V86L251 88H253L254 87V89L253 90H251L250 88V90L251 91H249V93L250 94H248V92H246V90L244 91V89L242 88V87H240L241 86ZM246 84V85H245ZM139 85V84H138ZM19 86V85H18ZM38 86V85H37ZM115 86V85H114ZM137 86V85H136ZM141 86V85H140ZM155 86V85H154ZM153 85H152V87H154ZM157 86V85H156ZM5 87V86H4ZM12 87V86H11ZM33 87V86H32ZM74 87V86H73ZM121 87V86H120ZM128 87V86H127ZM131 88H132V86H130ZM134 87V86H133ZM151 87V88H152ZM256 87V88H255ZM142 88V87H141ZM145 88V87H144ZM155 88V87H154ZM154 88H153V92H154ZM76 89H78V88H76ZM119 89V88H118ZM122 89V88H121ZM121 89H119V91L121 90ZM134 89H138V86H137V88H134ZM248 89V90H249ZM40 90V89H39ZM60 90V89H59ZM58 90V91H59ZM72 90L74 91V89L72 88ZM111 90H113L114 92H113V95L111 94L112 93V91ZM131 90V89H130ZM139 90L140 89H138L137 91H135L134 90V92L133 93H136V94H139L140 92H139ZM151 90V89H150ZM190 90H192V89H190ZM1 91V90H0ZM21 91H22V89H21ZM50 91H52V90H50ZM91 91H89V92H91ZM125 91V90H124ZM146 91V90H145ZM195 91V92H196ZM19 94L21 93L20 91H17ZM65 92V91H64ZM68 92V93H67ZM67 94L66 93H64V94H66L67 96H68V94H69V92H70V90H67ZM79 92V91H78ZM147 92V91H146ZM152 92V91H151ZM194 93L193 92V90L192 91H189V93H190V95H192V93ZM201 92V93H202ZM22 93H24V91H22ZM26 93V92H25ZM46 93V92H45ZM44 92H43V94H45ZM63 93V92H62ZM71 94H72V92H70ZM87 93H85V94H87ZM122 93V92H121ZM130 93V92H129ZM131 93H132V90H131ZM130 93V94H131ZM142 93V92H141ZM149 93V92H148ZM185 93H187V92H185ZM74 94V93H73ZM81 94V95H82ZM125 94V93H124ZM145 94V93H144ZM159 94V93H158ZM196 94V93H195ZM195 94H193L192 96H194ZM16 95V94H15ZM20 95H23V94H20ZM46 95V94H45ZM62 95V94H61ZM66 95H64L65 97H64V99H68V97H71L70 95L67 97ZM76 95V94H75ZM79 95H80V93H79ZM84 95V94H83ZM82 95V96H83ZM121 95V94H120ZM142 96H143V93L141 94ZM140 94H139V97L138 96H136V97H138V98H143V100H144V96L142 97ZM156 95H157V92H156ZM200 95V94H199ZM209 95H207V96H209ZM8 96V95H7ZM44 95H41V99H39L38 101V105L39 106H43V109H42V111H40V112H43L44 111V119H42V120H44V123H43V121H41V119H40V117L38 118V116H37V114L39 113V111L37 110V109H35V111L37 110L38 111V113L36 114L35 113V111H34V109H32L33 107H31V105H29V107L28 106H26V107H24L23 109H21V110H18L17 109V114L18 115H20V117H21V114H23V115H25L26 116V118H27V120H28V123H29V128H27L28 127V123H27V121H26V123L27 124H25V129H26V131H27V129L28 130H30V131H27V133H26V131H25V133H26V136L31 140V138H32V140L34 141V143H33V141L32 142H30V140H29V144H30V147L28 146V148H25V149H23V148H19V149H23V151H22V153L18 156V154H17V156H16V161L19 163V165H20V167H21V165H23V166H27L28 165V163L32 160V162H33V160L35 161V159L37 160V158L38 159H40L41 157L43 158V157H50V155L52 156V155H55V153L54 152H57V151H54L53 149L55 148V145H57V147H56V150L58 149V146H61V148H62V144H66L67 143V135L65 136V132H64V130L63 131H61V132H59V133H61V135L58 133V132H56L55 131V129H54V131H52V130H47V127H48V129H49V120L50 119H52V117L54 118V115L56 116V114L54 113V111H53V107H50V104L49 103H47V101H48V99L47 100H43V97ZM57 96H58V94H57ZM134 96V95H133ZM141 96V97H140ZM147 96V95H146ZM154 96V95H153ZM152 96V97H153ZM164 96V95H163ZM188 96H189V94H188ZM191 96V97H192ZM207 96H206V98H207ZM209 96V97H210ZM10 97V96H9ZM28 97V96H27ZM81 97V96H80ZM84 97V96H83ZM125 97V96H124ZM136 97L134 96V99H136ZM157 97V96H156ZM182 97H184V95L182 96ZM190 97V96H189ZM208 97V98H209ZM8 98V97H7ZM17 98V97H16ZM23 98V97H22ZM44 98H45V96H44ZM49 98V97H48ZM61 98V97H60ZM72 98V97H71ZM77 98V97H76ZM76 98H75V100H76ZM90 98V97H89ZM116 98H123V96L122 97H116ZM133 98V97H132ZM138 98H137V100H138ZM159 98V97H158ZM194 98V97H193ZM197 98H199V97H196V99ZM201 98V97H200ZM9 99V98H8ZM18 100H19V98H17ZM46 99V98H45ZM53 99V98H52ZM73 99V98H72ZM92 99V98H91ZM94 99V100H95ZM120 99H118L119 101H127V98L125 97V99L123 98L122 100H120ZM133 99V100H134ZM147 99H149V98H147ZM153 99H154V97H153ZM153 99L151 98V100L153 101ZM186 99V98H185ZM223 99H225V100H223ZM12 100V99H11ZM10 100V101H11ZM60 100V99H59ZM75 100H73V101H75ZM80 100V99H79ZM137 100H135V102L137 101ZM170 100H168V101H170ZM181 100H182V103H183V99L181 98ZM180 100V101H181ZM190 100H194V102H197V103H199V102H201V101H197V100H195V99H190ZM190 100H189V102H190ZM204 99H202V101H203ZM206 100V99H205ZM32 101V100H31ZM62 101H64V100H62ZM61 101V102H62ZM68 101H69V99H68ZM67 101V102H68ZM77 101V100H76ZM81 101V100H80ZM98 101H96V103L98 102ZM129 101V100H128ZM154 101H157L156 99L154 100ZM160 101V100H159ZM167 101V102H168ZM185 101V100H184ZM1 102V101H0ZM56 102V101H55ZM65 102V101H64ZM71 102V101H70ZM78 102V101H77ZM89 102V101H88ZM102 102H101V104H102ZM134 102V101H133ZM140 102H142V99L139 101L138 100V102L137 103H135V104H138V103H140ZM147 101H145L144 100V104L146 103ZM188 102V101H187ZM193 102V101H192ZM205 102V101H204ZM209 102H211V101H208L207 103H209ZM12 103V102H11ZM75 103V102H74ZM117 103V102H116ZM119 103V102H118ZM124 104H125V102H123ZM129 103H131V102H129ZM184 103H186V102H184ZM9 104V103H8ZM19 104V103H18ZM23 104V103H22ZM60 104V103H59ZM65 104V103H64ZM63 104V105H64ZM73 104V103H72ZM72 104L70 105L71 107H74V106H72ZM80 104V103H79ZM82 104H84L83 102H82ZM99 103H97V105L96 106H99L98 105ZM132 104V103H131ZM130 104V105H131ZM143 103L141 104V105H143V108H141V109H144V105ZM155 104V103H154ZM160 104V103H159ZM162 104H163V102H162ZM191 104V103H190ZM190 104H189V106H190ZM195 104V107L196 106H199V104H196V103H194ZM193 103L191 104V106L192 105H194ZM205 104V103H204ZM226 104V103H225ZM247 104H250V110H252L253 111V113H252V111L250 112L249 111V113H245L244 111H242L243 113L240 115L239 113L241 112L240 110L241 109H243V108H246L247 107ZM0 105H2V104H0ZM75 105V104H74ZM90 105V104H89ZM108 105V104H107ZM108 105V106H109ZM119 105V104H118ZM126 105H127V109L126 108H123V112H120L118 109H116L117 108V106H114V105H111V107L113 106V109H116V110H113V109H111V110H113L115 113H113V111H110V112H112V113H108L107 115H109V116H107L106 115V117L104 116V115H102L103 114V112L101 113L100 111H98L97 112V109L95 108V110H96V112H94V113H92L93 114V117H92V121L93 122H90V123H93V124H90L89 122H87L86 124L87 125H85V126H88L89 125V129H87L88 127H84L85 129H87L88 131V133L87 132H85V134H84V132L83 131H81V133L83 134V136H85L86 134H90L91 132H94V133H96L95 132V129H97V128H94L95 126L96 127H100L101 129H102V127L103 126H121L120 128H122V125L125 123V121L128 119L129 121H130V119H131V116L133 115L132 114V111L133 110H131V108H132V106H129V104L128 103H126ZM147 105V104H146ZM178 105H179V103H178ZM185 105V104H184ZM186 105H188V103L186 104ZM201 105V104H200ZM201 105V106H202ZM206 105V104H205ZM222 105H224V104H222ZM20 106V105H19ZM22 106V105H21ZM41 106V107H42ZM76 106L77 105H75V107H74V109H76ZM91 106V105H90ZM125 106V105H124ZM129 106V107H128ZM148 106V105H147ZM179 106H181V105H179ZM201 106H199V107H201ZM2 107H3V105H2ZM62 107H64V106H62ZM68 107V106H67ZM70 107V108H71ZM78 107V106H77ZM88 107V106H87ZM107 107V106H106ZM115 107V108H114ZM131 107V108H130ZM134 107V106H133ZM138 107H139V105H138ZM141 107V106H140ZM156 107H157V105H156ZM194 107V108H195ZM202 107V108H203ZM208 107H210L209 105H208ZM252 107L254 108V109H252ZM1 108V107H0ZM5 108V107H4ZM9 109H11L10 107H8ZM13 108V107H12ZM21 108V107H20ZM80 108V107H79ZM99 108V107H98ZM108 108V107H107ZM109 108H110V106H109ZM119 108V107H118ZM145 108H147L146 106H145ZM181 108V107H180ZM184 108V107H183ZM187 108V107H186ZM185 108V110H187ZM192 108V107H191ZM193 108V109H194ZM57 109V108H56ZM62 109V108H61ZM81 109V108H80ZM101 109V108H100ZM137 109V108H136ZM223 109V110H224ZM226 109V110H227ZM16 110V109H15ZM71 110V109H70ZM76 110H78V109H76ZM75 110V111H76ZM94 110V109H93ZM102 110V109H101ZM108 110V109H107ZM118 110V111H117ZM135 110V109H134ZM140 110V109H139ZM192 110V109H191ZM215 110V111H216ZM13 111V110H12ZM61 111V110H60ZM63 111H65L64 109H63ZM67 111V110H66ZM69 111V110H68ZM67 111V112H68ZM74 111V112H75ZM92 111V110H91ZM109 111V110H108ZM146 111V110H145ZM148 111V110H147ZM227 111V112H228ZM238 111H240L239 113H238ZM245 111H247V109H245ZM254 111H255V113H257V115H254L255 113H254ZM46 112V113H45ZM72 112V111H71ZM78 112V111H77ZM105 112V111H104ZM179 112V111H178ZM211 112V113H210ZM222 112V111H221ZM224 112H226V111H224ZM232 112V111H231ZM73 113V112H72ZM120 113H123V114H120ZM133 113H134V111H133ZM212 113H214V115L217 117V119L215 118V116H213V114ZM15 114V113H14ZM16 114V115H17ZM40 114V113H39ZM38 114V115H39ZM66 114V113H65ZM69 114H70V112H69ZM74 114H76V113H74ZM105 114V113H104ZM111 114V115H110ZM239 114V115H238ZM0 115H2V114H0ZM18 115H17V117H18ZM68 115V114H67ZM90 115V114H89ZM128 116V118L126 119V117ZM137 115V114H136ZM231 115V116H230ZM9 116V115H8ZM13 116V115H12ZM41 116V115H40ZM134 116V115H133ZM255 116V117H254ZM14 117H16V116H13V118ZM78 117V116H77ZM83 117V116H82ZM81 117V118H82ZM85 117V116H84ZM108 117V119L106 120L105 118H107ZM124 117H125V119L126 120H124ZM151 116H149V118H150ZM23 118H24V116H23ZM154 118V117H153ZM235 118H236V120H235ZM255 118V119H254ZM12 119V118H11ZM16 119V118H15ZM19 119H22V118H18V120ZM39 119H40V121H39ZM58 119V118H57ZM89 119H90V116H89ZM133 119V118H132ZM143 119V118H142ZM147 119V118H146ZM167 119V120H166ZM53 120V119H52ZM56 120V119H55ZM58 120H60V119H58ZM88 120V119H87ZM122 120H124L123 122L124 123H122L121 122V124L119 125V123H120V121H122ZM133 120H135V119H133ZM152 120V119H151ZM177 120V121H176ZM8 122H9V119L7 120ZM10 121H12V120H10ZM17 120H15V122H16ZM63 121V120H62ZM70 121V120H69ZM83 121V120H82ZM94 121H95V123H94ZM136 121V120H135ZM141 121V120H140ZM2 122V121H1ZM1 122H0V141L2 140L3 141V143L4 142H8V141H11L12 140V138H14V136H13V134L10 132V130H11V128L9 129V126L10 125H8V123H6L5 121H4V124L2 125L1 124ZM15 122H13V123H15ZM50 122H51V120H50ZM54 122V121H53ZM52 122V123H53ZM84 122V121H83ZM83 122H82V126H83ZM148 120H146V121H143V122H141L140 124H138L137 123V126H136V133H138V130H142L143 128H145V126H147L148 125ZM6 123V124H5ZM10 124H11V122H9ZM17 123V122H16ZM18 123H19V121H18ZM23 123V122H22ZM59 123L60 122H56L55 121V124H53V125H51V126H53L54 127V125H56L57 127H59L60 129H61V127H60V125H59ZM69 122H67V124H68ZM75 123V122H74ZM89 123V124H88ZM136 123V122H135ZM20 125H21V123H19ZM70 124V123H69ZM73 124V123H72ZM134 124V123H133ZM167 124H168V126H167ZM2 125V126H1ZM12 125V124H11ZM80 125V124H79ZM79 125H78V127H79ZM91 125V126H90ZM159 125H162V124H159ZM22 126V128H23V126L24 125H21ZM21 126H19V125H17V124H15V129L14 130H17L15 133H18V132H20V131H22L23 129L21 128V130H19L20 129V127ZM69 126V125H68ZM110 126L108 127V128H110ZM135 126V125H134ZM183 128H182V127ZM11 127V126H10ZM19 129H18V128ZM69 127H71V126H69ZM76 127H77V125H76ZM127 127V126H126ZM126 127H123L122 128V130L124 129V128H126ZM129 127V126H128ZM128 127L126 128V129H128ZM132 127H133V125H132ZM12 128H14V127H12ZM105 128H107V127H105ZM118 128V127H117ZM57 129V128H56ZM80 129H82V128H80ZM100 129V130H101ZM111 129V128H110ZM83 130V129H82ZM104 130V129H103ZM115 130H116V128H115ZM119 130V129H118ZM118 130H117V132H118ZM32 131V132H31ZM49 131V132H48ZM72 131V130H71ZM86 131V130H85ZM97 131V130H96ZM134 131L135 130H133V128H131V125H130V129H128V130H123V131H120V132H116V134L118 135V136H116L117 138L119 137L120 138V141L119 142H121V144H122V147L124 146L126 149H129V146H131L132 145V140H131V135H133V138L135 137V135H136V133H134ZM13 132V133H14ZM23 133H24V131H22ZM21 132V134L20 135H18V134H15V136H17V139L18 138H21L22 137V133ZM54 132H56V133H58L59 135L57 136V134H55ZM90 132V133H89ZM98 132V131H97ZM109 132V131H108ZM185 132H188L190 135H188L187 133H185ZM50 135H49V134ZM78 133V132H77ZM142 133V132H141ZM140 133V134H141ZM73 134V133H72ZM114 134V133H113ZM135 134V135H134ZM185 134H187V135H185ZM24 136H25V134H23ZM32 135H34V138H33V136ZM78 135V134H77ZM87 135V136H88ZM19 136V137H18ZM71 136V135H70ZM80 137L79 138V135L77 136V140H78V138L82 141V139L84 138V137ZM153 136V135H152ZM67 137V138H66ZM110 137H112V135L110 136ZM147 137V136H146ZM22 138H24V137H22ZM21 138V139H22ZM27 138V139H28ZM71 138V137H70ZM113 138V137H112ZM111 138V139H112ZM150 138V137H149ZM153 138V137H152ZM24 139H26V138H24ZM23 139V141H22V143H20L21 144V146H22V144H23V147H27V142H25L26 140H24ZM107 139V138H106ZM111 139H110V141H111ZM156 139H153V141L154 140H156ZM162 139H163V142H162ZM166 139V141H164ZM16 140V139H15ZM20 140V139H19ZM109 140V139H108ZM113 140H115V139H113ZM113 140L111 141V142H113ZM136 140V137H135V139H134V141ZM152 140V139H151ZM1 141V142H2ZM28 141V140H27ZM79 141V140H78ZM0 142V143H1ZM12 142V141H11ZM14 142H16L17 143V141H13V143ZM19 142H21V141H19ZM76 142V141H75ZM110 142V143H111ZM152 142V141H151ZM157 142V141H156ZM24 143L26 144V146L24 145ZM71 143V142H70ZM108 143H109V141H108ZM114 143H115V145H114ZM130 143H131V145H130ZM141 143V142H140ZM161 143H165V145H161ZM185 143H186V145H185ZM65 144H64V146H65ZM6 145V144H5ZM13 145H15V144H13ZM17 145V144H16ZM106 145V144H105ZM108 145V144H107ZM106 145V146H107ZM110 145V147H111V145H112V143L111 144H109ZM140 145V144H139ZM147 145V144H146ZM182 145H184L183 147H182ZM18 146V145H17ZM17 146H16V148L15 149H17ZM69 146V145H68ZM98 146H99V143H98ZM98 146H96L95 145V147H96V151L95 152H98L99 154H101V152H99L98 151V149H97V147ZM113 146H116V142L114 141L113 142ZM2 147V146H1ZM0 147V148H1ZM66 147V146H65ZM70 147H71V145H70ZM94 147V146H93ZM123 147V148H124ZM14 148V147H13ZM60 148V147H59ZM61 148H60V150H61ZM108 148V147H107ZM116 148H118V146L117 147H112L111 148V152H112V150H115ZM124 148V149H125ZM153 148V149H152ZM11 149V148H10ZM14 149V150H15ZM95 149V148H94ZM119 149V148H118ZM221 149H228L229 151L230 150H232L233 152L232 153H229L228 154V152L229 151H225L224 153H221L222 152V150ZM236 149L238 150V151H236ZM2 150V149H1ZM4 150V149H3ZM13 150V151H14ZM59 150V149H58ZM65 150V149H64ZM78 150V149H77ZM110 150V149H109ZM165 150V149H164ZM205 150H207V151H205ZM220 150H221V152H220ZM17 151V150H16ZM20 151V150H19ZM19 151H17L18 153H19ZM52 151H54L53 153L54 154H52ZM70 151V150H69ZM117 151H119V150H117ZM117 151L114 153V154H116L115 156L116 157H118V154H120V152L119 153H117ZM151 151V152H152ZM153 151V152H154ZM155 151V152H156ZM188 151V152H187ZM196 151H198V152H202V151H204L205 153H207L208 151V154H210V155H203L202 157H201V153L199 154H197V152ZM215 151H217L215 154H212V152H215ZM235 151V152H234ZM85 152V151H84ZM93 152V151H92ZM114 152V151H113ZM138 152V151H137ZM154 152V153H155ZM165 152L167 153V151L165 150ZM231 152V151H230ZM11 153V152H10ZM13 153V155L15 154V152H12ZM12 153H11V156H12ZM74 153V152H73ZM134 153V152H133ZM174 153H170V155L172 156ZM204 153V154H205ZM5 154H7V153H5ZM5 154H3V155H5ZM81 152H80V156H81ZM86 154H88L87 152H85L84 153V155L82 154V156H85ZM97 154V153H96ZM104 154V153H103ZM122 154V153H121ZM72 155V154H71ZM89 155V154H88ZM139 155V154H138ZM137 155V153H135L133 156H138ZM155 155V154H154ZM169 155V154H168ZM168 155H167V157H168ZM174 155H176V153L174 154ZM173 155V156H174ZM178 155H176V157L178 156ZM212 155H214V156H216L217 155V157H215V158H213L214 160L216 159V161L214 162V167L213 166H211L212 164H211V162H210V158H212L213 156ZM2 156V155H1ZM69 156V155H68ZM77 156V155H76ZM81 156V157H82ZM87 156V155H86ZM96 156V155H95ZM104 156V155H103ZM103 156H102V158H103ZM27 157H28V159H27ZM45 157V158H46ZM78 157V156H77ZM97 157V156H96ZM99 157H101V156H98V158ZM116 157H114V155H113V159L115 158V160H116ZM119 157H120V155H119ZM130 157V156H129ZM138 157H140V156H138ZM137 157V158H138ZM144 157L142 158V157H140V158H142L143 160H141V159H135L134 157H132L133 159H131V161H132V163L133 162H136V161H134V160H140V161H138V162H140V163H142V166H144L146 163H145V159H144ZM158 157V156H157ZM163 157V156H162ZM175 157V158H176ZM205 157H207V159L204 161V159H202V158H205ZM169 158V157H168ZM29 159H31L30 161H29ZM78 159H80V158H78ZM77 159V160H78ZM85 159V158H84ZM101 159V158H100ZM107 159V158H106ZM129 159V158H128ZM174 159V158H173ZM172 159V160H173ZM179 159H183V158H179ZM178 159V160H179ZM12 159L11 158H9V157H6L5 158V156L2 158L1 157V159H0V165H3L4 167H9L10 168V170H13L15 167L17 168V166L16 165H18L17 163H16V161H15V166H14V158H13V161H11ZM89 160H91V159H89ZM102 160V159H101ZM104 160V159H103ZM102 160V161H103ZM108 160V159H107ZM145 160V161H144ZM166 160V159H165ZM174 160H176V159H174ZM207 160H209V161H207ZM212 160V159H211ZM44 161V160H43ZM65 161V160H64ZM66 161L67 162H69L68 164H70V165H68V169L72 172L73 171V173L75 172L74 170H75V164H76V162H74L75 161V158H74V156L72 155V156H70L69 158H67L66 159ZM80 161H81V159H80ZM84 161V160H83ZM86 161H88L87 159H86ZM86 161L84 162V163H86ZM100 161V160H99ZM129 161V160H128ZM131 161L128 163L129 164V166H128V164H127V168L128 169H130L132 166H130V163H131ZM213 161V160H212ZM13 162V163H12ZM37 162V161H36ZM63 162V161H62ZM109 162V161H108ZM165 162V161H164ZM166 162H167V160H166ZM210 162V163H209ZM31 163V162H30ZM59 163V162H58ZM83 163V162H82ZM89 163V168L88 167H86V165ZM91 162H87L86 163V165H84L83 164V166H81V168L83 167L84 169H85V172H87V173H89L90 172V170H91V168H93L92 167V164H90ZM102 163V162H101ZM105 163V162H104ZM103 163V164H104ZM131 163V164H132ZM183 163V162H182ZM213 163V162H212ZM32 164V163H31ZM102 164V165H103ZM107 164V163H106ZM110 164V163H109ZM108 164V165H109ZM135 163H133L132 165H134ZM136 164H138V163H136ZM135 164V165H136ZM154 164V165H153ZM171 164V163H170ZM174 164V163H173ZM175 164H177L176 162H175ZM174 164V165H175ZM180 164L181 163H178V166H180ZM189 164H191V165H189ZM195 164V165H194ZM198 165V167H197V165ZM30 165V164H29ZM64 165V164H63ZM91 165V166H90ZM101 165V166H102ZM107 165V167H105L106 165H103L102 167L104 168V169H106V168H108L109 166ZM134 165V166H135ZM141 164H138L137 166H136V168L138 167V166H140ZM182 165V164H181ZM189 165V166H188ZM197 167L198 169L201 167V169H200V171H198V173H196L197 171V168H196V172L194 171V172H191V170H194V167ZM22 166V167H23ZM70 166V167H69ZM88 166V165H87ZM124 166V165H123ZM172 166V165H171ZM186 166H187V168H186ZM21 167V168H22ZM40 167V166H39ZM55 167V166H54ZM78 167V166H77ZM77 167H76V169H77ZM145 167V166H144ZM193 169H192V168ZM0 168H2V167H0ZM11 168H13V169H11ZM67 168V167H66ZM65 168V169H66ZM89 169V172L87 171L88 169ZM95 168V167H94ZM92 169L93 171H96V173L98 174V172H97V170L96 169ZM134 168V167H133ZM139 168V167H138ZM137 168V169H138ZM150 168V169H151ZM179 168H181V166L180 167H178V169ZM5 170H6V168H4ZM4 169H1L0 170V179H1V177L2 176H4L2 173L4 172H1L2 170H4ZM18 169V168H17ZM41 169H43V168H41L40 167V171L42 172L43 170H41ZM104 169H102V170H104ZM110 169V168H109ZM109 169H108V171L107 172H109ZM125 169V168H124ZM123 169V170H124ZM136 169V170H137ZM139 169H141V168H139ZM9 170V169H8ZM9 170V171H10ZM16 170V169H15ZM19 170V169H18ZM57 170V169H56ZM83 170V169H82ZM107 170V169H106ZM106 170H104L103 172H106ZM136 170H133L132 172H136ZM165 170V171H164ZM188 170V169H187ZM7 171V170H6ZM14 171V170H13ZM53 171V170H52ZM52 171H51V173H52ZM78 171V170H77ZM84 171V170H83ZM93 171H91V172H93ZM100 171V170H99ZM152 171V170H151ZM155 171H157V172H155ZM167 171H169V170H167ZM169 171V172H170ZM11 172V171H10ZM10 172H8L7 171V173H10ZM61 172V171H60ZM63 172V171H62ZM61 172V173H62ZM68 172V171H67ZM85 172H84V174H85ZM101 172V171H100ZM106 172V173H107ZM159 172H160V174H159ZM175 172V173H174ZM176 172H177V174H176ZM180 172H182V174L184 175H182ZM12 173H14V172H12ZM40 173V172H39ZM55 173V172H54ZM59 173V172H58ZM57 173V174H58ZM86 173V174H87ZM93 173H95V172H93ZM95 173V174H96ZM120 173V172H119ZM130 173H131V169H130ZM129 173V174H130ZM180 173V175L178 176V174ZM6 174V173H5ZM27 174V173H26ZM43 174V173H42ZM56 174V175H57ZM81 174V173H80ZM90 175H87V177H89V176H92L91 175V173H89ZM95 174L93 175V177L95 176ZM96 174V179H91V177L89 178L90 180H91V182L92 183H94L93 181L95 180L96 181V183L101 179L100 177H99V174L97 175ZM8 175V174H7ZM30 175V174H29ZM49 175V174H48ZM60 175V174H59ZM64 175H66V174H64ZM77 175V174H76ZM149 175V174H148ZM147 175V176H148ZM158 175H161L160 177H158ZM25 176V175H24ZM63 176V175H62ZM119 176V175H118ZM123 176V175H122ZM44 177V176H43ZM42 177V178H43ZM47 177H49V176H47ZM66 177V176H65ZM76 177V176H75ZM80 177H82L83 178V175L81 176L80 175ZM150 177V176H149ZM148 177V178H149ZM32 179V177H27V179ZM78 178L79 177H76L75 178V181H76V183H77V185H78V188H80V189H78V190H80V192H81V196H87L89 193H88V187H87V183L84 181V179H82V180H80V178H79V180H78ZM97 178H100L99 180H97ZM115 178H117V179H115ZM140 181H142V184L143 185H141V184H139V183H135L134 182V180L136 181L137 179ZM145 178V177H144ZM147 178V177H146ZM151 178V177H150ZM171 178V177H170ZM174 178V177H173ZM177 178V179H176ZM180 178V177H179ZM181 178V179H182ZM185 178V179H184ZM7 179V178H6ZM47 179V178H46ZM77 179V180H76ZM88 179V178H87ZM180 179V180H181ZM34 180V179H33ZM43 180V179H42ZM146 179H144V181H145ZM23 181V180H22ZM29 181H31V180H29ZM28 181V182H29ZM56 181V180H55ZM65 181V180H64ZM121 181H123V180H121ZM141 181H140V183H141ZM42 182V181H41ZM48 182V181H47ZM58 182V181H57ZM88 182H89V180H88ZM113 182V183H114ZM175 182H178V183H175ZM16 183H17V181H16ZM15 183V184H16ZM53 183V182H52ZM60 183V182H59ZM64 183V182H63ZM68 183V182H67ZM112 183V184H113ZM18 184H19V182H18ZM33 184V183H32ZM42 184V183H41ZM48 184V183H47ZM90 184V183H89ZM108 184V183H107ZM111 184V183H110ZM146 184V185H145ZM179 184V185H180ZM11 185V184H10ZM36 185V184H35ZM44 185V184H43ZM67 185V184H66ZM93 185V184H92ZM97 185V184H96ZM137 185H139V186H137ZM145 185V187H147L148 188V186H149V190L151 191H153V192H145L146 190H145V187H144V189H143V186ZM148 185V186H147ZM165 185L166 184H164L163 185V187L165 188V189H167L168 190V188H166L165 187ZM168 185V184H167ZM175 185V186H176ZM52 186V185H51ZM109 186H111V185H109ZM109 186H108V188H109ZM142 186V187H141ZM4 187V186H3ZM27 187V186H26ZM62 187V186H61ZM93 187H94V185H93ZM13 188V187H12ZM20 188V187H19ZM18 188V189H19ZM22 188V187H21ZM32 187H30V189H31ZM44 188V187H43ZM70 188V187H69ZM88 188V189H87ZM155 188V187H154ZM114 189V188H113ZM112 189V191H114ZM165 189H163L162 188V192H164V193H166V195H167V191L165 190ZM170 189V190H171ZM178 189V190H177ZM12 190V189H11ZM20 190V189H19ZM34 190V189H33ZM43 190V189H42ZM45 190H46V188H45ZM48 190V189H47ZM108 190V189H107ZM107 190L105 191V192H107ZM116 190V189H115ZM118 190V189H117ZM116 190V191H117ZM144 190V191H143ZM159 190H161V189H159ZM35 191V190H34ZM56 191V190H55ZM66 191H68V190H66ZM65 191V192H66ZM110 191V190H109ZM109 191L107 192V194L109 193ZM112 191L110 192V193H112ZM115 191V192H116ZM155 191V192H156ZM6 192H8V191H6ZM19 192V191H18ZM32 192V191H31ZM51 193H52V191H50ZM113 192L112 194H111V196L112 197H114L115 198V194L118 192ZM160 192V191H159ZM169 192V191H168ZM1 193V192H0ZM3 193V192H2ZM19 193H21V191L19 192ZM19 193H17L18 195H19ZM22 193H24V192H22ZM44 193H45V191H44ZM54 193V192H53ZM67 193V192H66ZM79 193V192H78ZM115 193V194H114ZM122 193V191H120V194ZM124 193V192H123ZM153 193V194H152ZM161 193V192H160ZM36 194H37V191H36ZM40 194V193H39ZM47 194V193H46ZM55 194H57L58 195V193H55ZM73 194V193H72ZM83 194V195H82ZM159 194V193H158ZM169 194V193H168ZM171 194H169L170 196V199H171ZM14 195V194H13ZM16 195V194H15ZM26 195V194H25ZM48 195V194H47ZM50 195V194H49ZM52 195V194H51ZM79 195V194H78ZM105 195H106V193H105ZM118 195H119V193H118ZM136 195V194H135ZM160 195H163V193H161ZM20 196V195H19ZM40 197L41 196H43V195H39ZM54 196V195H53ZM56 196V195H55ZM75 196V195H74ZM83 196V197H84ZM108 196V195H107ZM110 196V197H111ZM155 196H157L156 194H155ZM164 196L165 195H163L162 197H160V199H162V198H164ZM13 197V196H12ZM15 197V196H14ZM21 197H23V195L21 194ZM26 197L27 196H25V198L24 199H26ZM47 197H49V196H47ZM57 197V196H56ZM109 197V198H110ZM111 197V198H112ZM125 197H127L126 198V200H124L125 199ZM153 197V198H152ZM173 197V198H174ZM4 198V197H3ZM6 198H8V197H6ZM16 198V197H15ZM36 198V197H35ZM53 198V197H52ZM58 198V197H57ZM94 198V197H93ZM97 198V197H96ZM100 198H101V196H100ZM103 198H105V199H107L104 195H103ZM102 198V199H103ZM108 198V199H109ZM117 198V197H116ZM16 199H18V198H16ZM22 199V198H21ZM24 199H22V200H24ZM40 199H42V198H40ZM54 199H56V198H53V200ZM76 199V198H75ZM108 199H107V203H105V205L106 204H108ZM156 200L157 199H159V197L158 198H155ZM154 199V200H155ZM20 199H18L17 201H19ZM21 200V201H22ZM34 200V199H33ZM52 200V201H53ZM58 200H60V199H58ZM85 200V199H84ZM104 200V199H103ZM102 200V201H103ZM110 200V201H111ZM141 200V199H140ZM156 200H155V202H156ZM209 200H212L211 202H208ZM11 201V200H10ZM16 201V200H15ZM20 201V202H21ZM25 201V200H24ZM28 201V200H27ZM26 201V202H27ZM32 201V200H31ZM51 200H50V202H52ZM57 201V200H56ZM77 201V200H76ZM97 201V200H96ZM112 201H111V203H112ZM134 201V200H133ZM147 201V202H148ZM0 202H2V200L0 201ZM5 202V201H4ZM7 202V201H6ZM29 202V201H28ZM33 202V201H32ZM38 202H39V200H38ZM38 202L36 201V203L38 204ZM40 202H41V200H40ZM49 202V203H50ZM147 202H145V203H147ZM154 202V201H153ZM153 202H152V205H155V204H153ZM160 202L158 203L159 205H160ZM10 203V202H9ZM9 203H7V204H9ZM22 203V202H21ZM44 202H42V204H43ZM55 203V202H54ZM57 203V202H56ZM101 203V202H100ZM110 203V202H109ZM1 204H3V203H1ZM23 204V203H22ZM25 204V203H24ZM40 204V203H39ZM52 204H53V202H52ZM62 204V203H61ZM119 204V205H118ZM149 204V203H148ZM151 204V203H150ZM157 204V205H158ZM5 205V204H4ZM44 205H45V203H44ZM44 205H43V207H44ZM101 205V207H105L106 209H108L107 208V206H102V204H100ZM100 205H96L95 204V207L97 206V207H100ZM110 205V204H109ZM113 205V204H112ZM115 205H118L117 207L115 206ZM127 205V204H126ZM128 205V206H129ZM147 205V204H146ZM162 205H160L159 206V208H157L156 209V211L157 212H159V215H161L160 214V212L162 213V212H164V210H162L161 211V206ZM25 205H23V207H24ZM26 206H27V204H26ZM29 206V207H28ZM28 206L26 207V208H28V209H24V210H26V211H28V212H24V213H26L25 214V216H28V217H26V219H30V222L32 223V225H36V227H32V225H31V227L34 229V230H36L37 232L39 231L40 232V234H39V236L41 237L42 236V239H40V237L38 236V235H36L37 237H39V241H41V243H42V240H43V238H44V236H46L44 233H42L43 231V229L41 228V226H40V223H39V221L38 220H35L36 222V224H34V217H33V215H34V213H33V215H31L32 213L31 212H34L33 210H34V207H33V205H29V203H28ZM48 206V205H47ZM51 206H53V205H51ZM58 206H59V204H58ZM92 206V205H91ZM147 206H149L148 208H146ZM147 206H145L144 205V207H145V209H149L150 208V210H151V208H152V206L150 207V205H147ZM7 207V206H6ZM22 207V208H23ZM45 207H46V205H45ZM95 207L93 206L92 207V209L94 208L95 209ZM97 207H96V211H97ZM141 207V210H144V211H146L145 209H143L142 208V206H140ZM154 207V206H153ZM2 208V207H1ZM11 208H12V206H11ZM19 208V207H18ZM21 208V209H22ZM57 208V207H56ZM105 208L103 209V210H105ZM109 208H110V206H109ZM124 208H125V205H124ZM155 208V207H154ZM43 209V208H42ZM58 209V208H57ZM91 209V210H92ZM126 209H128V208H126ZM130 209V208H129ZM128 209V210H129ZM131 209V210H132ZM135 209H137V211L135 210ZM163 209V208H162ZM6 210V209H5ZM41 210V209H40ZM47 210V209H46ZM94 210V211H95ZM102 209H100V211H101ZM102 210V211H103ZM130 210V212H132ZM153 210V209H152ZM152 210L151 211H149L150 213H152L151 215H149L152 219L154 218V219H156V216H158V215H156L155 213H157V212H155V210L152 212ZM178 210H179V212H178ZM63 211V210H62ZM99 211V210H98ZM107 211V210H106ZM117 211V209L114 211V212H116ZM147 211V213H149ZM177 211V212H176ZM64 212V211H63ZM90 212V211H89ZM143 212V211H142ZM155 212V213H154ZM176 212V213H175ZM90 213H92V211L90 212ZM105 214V211L104 212H102V214ZM107 213V212H106ZM108 213H110V212H108ZM111 213L110 214H108L107 215V217H109V215L110 216H112L111 215ZM144 213V212H143ZM146 213V212H145ZM8 214V213H7ZM6 214V215H7ZM13 214V213H12ZM58 214V213H57ZM85 214V213H84ZM94 214H96L95 212H94ZM100 214H101V212H100ZM102 214H101V216H102ZM104 214H103V217H104ZM118 214V213H117ZM139 214H140V211H139ZM155 215V217H153L154 215ZM158 214V213H157ZM172 214H174V215H172ZM9 215V214H8ZM43 215V214H42ZM99 215V214H98ZM148 214H146V217L145 218H147L148 216H147ZM16 216V215H15ZM35 216V215H34ZM39 216H41L40 214H39ZM67 216V215H66ZM88 216H89V214H88ZM114 216V215H113ZM131 214L129 215V217L131 218ZM138 216V215H137ZM145 216V215H144ZM170 217V218H168V217ZM173 216L176 218V219H174L173 218ZM13 217H14V215H13ZM46 217V216H45ZM83 217V216H82ZM84 217H85V215H84ZM87 217V216H86ZM86 217L85 218H83V219H86ZM90 217V216H89ZM99 217H100V215H99ZM121 217V218H120ZM140 217H141V215H140ZM149 217V218H150ZM159 217V216H158ZM158 217H157V220H158ZM173 218V220H175V221H173V222H171L172 224H169L170 222H168L167 220L168 219H172ZM237 217V216H236ZM7 218H8V216H7ZM12 218V216L10 217V219ZM37 218V217H36ZM88 218V217H87ZM95 218H98V217H95L94 216V218L93 219H95ZM102 218V217H101ZM113 217H111V219H112ZM138 218V217H137ZM144 218V219H145ZM149 218H147L145 221H148V219ZM151 218H150V220H151ZM164 218H161V220L162 219H164ZM230 218V217H229ZM243 219L245 218V217H242ZM10 219H8V220H10ZM14 220H15V218H13ZM82 219V220H83ZM99 219V218H98ZM98 219H97V221H98ZM108 219V218H107ZM124 219H128V216H127V218H125L124 217ZM142 219H143V217H142ZM143 219V220H144ZM180 219V218H179ZM237 219H238V217H237ZM13 220V221H14ZM32 220V221H31ZM67 219H65V221H66ZM88 220V219H87ZM86 220V221H87ZM90 220V219H89ZM102 220H104V222L106 221L104 218L102 219ZM110 220V217H109V219H108V224L110 223V222H112L113 221V219L111 220V221H109ZM116 220H117V218H116ZM115 220V221H116ZM123 220V219H122ZM139 220V219H138ZM137 220V221H138ZM160 219H159V221H161ZM2 221V220H1ZM26 221H29V220H26ZM64 221V220H63ZM145 221H142L141 220V222H140V220H139V222L142 224V222H145ZM152 221V220H151ZM151 221H149L148 223H151ZM167 221V222H166ZM170 221V220H169ZM178 221V220H177ZM180 221H181V219H180ZM9 222V221H8ZM29 222V223H30ZM39 223V225H38V223ZM78 222V221H77ZM100 222V221H99ZM98 222V223H99ZM138 222V223H139ZM156 223V221H154L153 220V226L155 225V223ZM164 222V221H163ZM185 222V223H184ZM5 223V222H4ZM4 223H2L1 222V226H3L2 224H4ZM19 223V222H18ZM30 223V224H31ZM78 223H80V222H78ZM78 223H76L75 225L77 226V224ZM95 223H96V226L98 225L97 224V222L95 221ZM101 223H102V221H101ZM101 223H99L100 224V226H101ZM115 223V222H114ZM114 223H113V225H114ZM158 223V222H157ZM160 223H162V222H160ZM176 223V222H175ZM22 224V223H21ZM54 224V223H53ZM81 224V223H80ZM85 224H86V222H85ZM85 224H81L80 226H79V228L83 225H85ZM88 224H90V221H89V223ZM87 224V229L89 228V225ZM107 224V223H106ZM105 224V225H106ZM107 224V225H108ZM143 224H147V222H145V223H143ZM142 224V225H143ZM202 224H203V227H202ZM19 226H20V224H18ZM18 225H16V226H18ZM110 225H112V223L110 224ZM137 225V224H136ZM141 225V226H142ZM0 226V227H1ZM6 226V225H5ZM12 226V225H11ZM38 226H40V228H38ZM95 226V225H94ZM120 226V225H119ZM139 226V225H138ZM150 226V225H149ZM152 226V225H151ZM156 226V228H158L157 226H158V224L157 225H155ZM154 226V227H155ZM30 227V228H31ZM57 227V226H56ZM56 227H54V228H56ZM75 227V226H74ZM73 227V228H74ZM110 227H115V226H110ZM135 227V226H134ZM147 227H148V225H147ZM3 228V227H2ZM1 228V229H2ZM20 229L22 228V227H19ZM29 228V227H28ZM32 228H31V231H33L34 232V230H32ZM78 228V229H79ZM82 228V227H81ZM84 228V227H83ZM95 228V227H94ZM146 228V226L143 228V229H145ZM156 228H154V230L153 231H155V229ZM205 228V229H204ZM208 228V227H207ZM0 229V230H1ZM41 229V230H40ZM59 229V228H58ZM74 229H76V227L74 228ZM85 229H86V227H85ZM101 229V230H100ZM112 229V228H111ZM135 229H136V227H135ZM139 229H142V227L140 228L139 227ZM142 229V230H143ZM150 229H151V227H150ZM159 229V228H158ZM4 230H5V228L3 229V230H1V232L3 231V233H1V238L5 235V232H4ZM23 230V229H22ZM30 230V229H29ZM46 230V229H45ZM56 230V229H55ZM72 230V229H71ZM83 230V229H82ZM94 230V229H93ZM116 230H118V229H116ZM127 230V231H126ZM173 230H172V232H173ZM191 230V231H190ZM21 231V230H20ZM81 230H79L78 232H80ZM85 231V230H84ZM84 231H83V233H82V235H84V237L85 238H87V235L86 234H88V233H86L87 232V230H86V234L84 233ZM144 231V230H143ZM142 231V232H143ZM156 231V232H157ZM175 232H176V230H174ZM7 232V231H6ZM16 232V231H15ZM27 232V231H26ZM37 232H35L36 234H38ZM72 232V231H71ZM82 232V231H81ZM95 231H93V233H94ZM111 232H113V233H111ZM140 233L139 235H141V236H138V233ZM146 231H144V233H145ZM164 232V231H163ZM166 232H164V234L166 233ZM174 232V233H175ZM190 232H192V234L190 233ZM32 233V232H31ZM190 233V234H189ZM19 234H22L21 232L19 233ZM69 234V233H68ZM97 234V235H96ZM129 234H131L130 236H129ZM179 234V235H178ZM189 234V235H188ZM18 235V234H17ZM33 236H34V234H32ZM144 235V234H143ZM154 235H155V232H154ZM177 235L178 236H180L181 238H178L177 237ZM208 235V234H207ZM7 237L9 236L8 234L6 235ZM6 236H4V237H6ZM12 236V235H11ZM10 236V237H11ZM49 236V235H48ZM163 236V237H162ZM6 237V238H7ZM10 237H8V244H9V247H10V243L11 242H13V243H15L14 241H12V240H9V238ZM16 237V236H15ZM20 237H21V235H20ZM35 237V236H34ZM63 237V236H62ZM5 238V239H6ZM64 238V237H63ZM84 238V239H85ZM4 239V238H3ZM12 239V238H11ZM14 239V238H13ZM17 239V238H16ZM26 239H28V238H26ZM62 239V238H61ZM60 239V240H61ZM83 239V240H84ZM178 239V240H177ZM207 239H208V236H207ZM18 240V239H17ZM21 240V239H20ZM29 240V239H28ZM63 240V242H68V240L69 239H67L66 238V236H65V238L64 239H62ZM64 240H67V241H64ZM86 240V239H85ZM144 240V241H143ZM176 240V241H175ZM180 240V241H179ZM11 241V242H10ZM39 241H37V242H39ZM70 241V240H69ZM18 242H20L19 240H18ZM22 242V241H21ZM46 242H48V240L46 241ZM13 243H12V245H13ZM25 243V242H24ZM23 243V244H24ZM49 243V242H48ZM58 243V242H57ZM59 243H60V241H59ZM87 243V244H86ZM16 244V243H15ZM20 244H22V243H20ZM32 244V243H31ZM30 244V245H31ZM37 244V243H36ZM56 244V243H55ZM246 244V243H245ZM0 245H1V243H0ZM25 245V244H24ZM59 245V244H58ZM58 245H55L54 247V250H53V248L51 249L52 251H54L55 253L54 254H56L57 253V255H58V258L56 257H54V256H57V255H54L53 256V254H51L52 252H51V250H50V252H49V254L47 255V257H45L44 259H47L48 260V263L47 264H85L86 262H87V260H86V257H87V253L85 254L86 255V257H85V259L84 260H86V262L85 261H83V255L82 254H80V256L82 255L83 257H81L80 258V256L79 257H77L78 258V260L76 259V262H75V260H74V262L72 261V262H70L68 259V257L69 256H67L66 254H63L62 252H64V251H66V250H62V248L64 249V244H61L60 243V245L58 246ZM87 245V246H86ZM154 245H158V248H156V250H155V252H154V249L153 250H151L152 248H153V246ZM173 245H174V247H173ZM209 245V244H208ZM247 245V244H246ZM15 245H13V247H14ZM22 246V245H21ZM60 246H62V247H60ZM86 246V247H85ZM146 247V248H145ZM7 248V247H6ZM15 248V247H14ZM25 248V247H24ZM66 248V247H65ZM86 248V249H85ZM92 248V247H91ZM151 248V249H150ZM10 249V248H9ZM8 248H7V250L9 251H6V249L4 248V247H2V246H0V262H4L5 264L6 263H8V264H11L10 263V257H14V255L16 254V252L15 251H13L12 250V253H13V255H11V256H9V254L8 253H10V251L11 250H9ZM11 249H12V246H11ZM16 250H19V248H15ZM14 249V250H15ZM85 249V250H84ZM94 249V248H93ZM98 249V248H97ZM96 249V250H97ZM122 250H120L121 252H124V251H122ZM126 250H128V251H126ZM149 250H150V252H149ZM154 252L155 254H153L152 252ZM157 251H158V253H157ZM8 252V253H7ZM15 252V253H14ZM68 252H64V253H68ZM172 252H174V255H173V253ZM35 253V252H34ZM60 255H59V254ZM82 253V252H81ZM99 253L101 254V251H99ZM124 254V255H128V254ZM11 254V253H10ZM47 254V253H46ZM79 254V253H78ZM102 254H103V252H102ZM113 255V254H112ZM120 255H123V254H120ZM155 255V256H154ZM156 255H160L159 257L158 256H156ZM15 256H17V254L15 255ZM26 256V255H25ZM67 256V257H66ZM76 256H78V255H76ZM133 256H134V254H133ZM20 257V256H19ZM121 257V256H120ZM152 257V258H151ZM157 257H158V259H157ZM50 258H52V259H50ZM74 258H76V257H74ZM73 258V259H74ZM89 258V257H88ZM91 258V257H90ZM89 258V260H91ZM130 258V257H129ZM146 258V259H145ZM16 259V258H15ZM18 259V258H17ZM16 259V260H17ZM99 260V257L98 258H95V260ZM103 259V258H102ZM144 259V260H143ZM148 259V260H147ZM13 260V259H12ZM51 260V261H50ZM101 260V259H100ZM130 260V259H129ZM135 260H136V257L134 256V257H131V262H135ZM143 260V261H142ZM45 261V260H44ZM91 261H93L94 262V257H93V260H91ZM129 261V262H130ZM139 261V262H140ZM147 261V262H146ZM18 262V261H17ZM39 262V261H38ZM136 262H137V260H136ZM15 263V262H14ZM91 263V262H90ZM95 263V262H94ZM127 263H128V261H127ZM1 264V263H0ZM3 264V263H2ZM16 264V263H15ZM43 264V263H42ZM44 264H46V263H44ZM88 264H89V262H88ZM91 264H93V263H91ZM110 264V263H109Z\"/></svg>",
  "mask_w": 264,
  "mask_h": 264
}]
</instances>
